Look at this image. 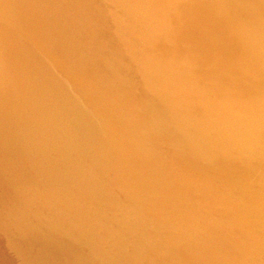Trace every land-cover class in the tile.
<instances>
[{"label":"rangeland","instance_id":"rangeland-1","mask_svg":"<svg viewBox=\"0 0 264 264\" xmlns=\"http://www.w3.org/2000/svg\"><path fill=\"white\" fill-rule=\"evenodd\" d=\"M4 1L6 2V0H4ZM4 1H1V3H0L1 5L0 6H2V3H3L4 4L3 7L4 8L7 7L8 8L7 10L8 11L11 10L13 13L16 12L15 9H17V11H20L19 7H18V6H20L19 5L20 2L22 3V5L25 4L24 8L26 9L25 11H27V13L26 12H22V14L24 13L23 18L24 17H26L27 19L29 18V20L23 19V20H25L24 22L27 21L26 22L27 24H29L28 22L31 20V18H32V20L35 19V18L36 19L40 18L42 24L40 23V20L38 21V23L43 25V26H40V29L38 27L40 24H34V22L37 23L36 19L34 20V22L30 21L32 23V25L35 26L34 28L31 25V23L29 24V27L25 26L26 24H24V26L22 27V24L20 25V23L18 21V23H19L18 25H20L19 26V30L21 31L22 34L26 33V36L24 34L25 38L28 41L30 39L32 41L33 45H36V44H34L35 41L37 40L35 38L39 39L38 36H40V35L43 36L44 32H45L46 36L45 37L43 36V37L45 38V40L47 39L48 42L46 44L44 39L41 37L43 42H41L42 40L40 41V39H41L40 38L39 41H36V43L37 42L39 43V44L37 43L38 44L37 46H40V45L42 46V44H43V46L46 47V45H49L48 43H50L49 39H51V37L50 38L47 37L48 35L46 34V32L47 31L49 32V30H51V28H53L52 29L53 32L51 30V32H49V36H51V34L55 35V36H52L53 38L55 37L54 39L52 38V40H55L58 37L60 38V36L63 35L62 37L65 38V40L62 39V37H61L60 39L58 38L59 40L56 39L55 40L56 42L55 41H51V43L54 42L53 43L54 47H55V45H57V47H55L57 52L55 51V49H53L54 47H53L52 44L49 45L50 47L52 46V48H50L49 46H47L46 48L44 47V48L46 50H48V53H49V51H51L53 49L55 52L53 53V51H51L50 53L54 54V55L53 54H51V55L54 57L55 54H56V56L59 57L58 59H60V61L63 58L61 53H63L64 56L66 54H68V53H71V56H72L71 58L72 59L78 58L77 60H72L71 61V59L69 60L70 56L66 55L68 57L65 56L62 61L65 62L66 58H67L66 61H68V60L70 61V62L69 61L65 62V63H67L66 65H69L68 66L69 67L68 68L69 72L68 71L65 72L67 68L64 67L65 63L62 62V64L64 63L63 64L64 70L60 69V71H59V68H58V72L59 73L58 72L57 73L59 75L61 73L63 75L65 74V76L68 73L69 76H66L67 82H68V85H70L69 87H70L71 91L73 92L72 94L74 96V99L76 98L75 99V101L77 102L76 104H77V106H79V108L80 107L83 108V106L85 107L83 109L86 110V113L88 114V117H89L88 120L90 119L91 121L89 120L88 132L87 133H84L83 131H82V133L80 132L81 140L79 141L78 145H75L76 147L73 149L75 151V155L79 158V160L81 161L82 164L85 163V161L89 162V168L85 167L87 170L84 171V173L81 174L78 177L79 181L75 180L73 183H67V184L60 183L59 185H54V186L46 185L45 186V185L41 184L40 182H33V181L32 182H28L26 180H21L20 179L21 177H19V175L17 177L18 178L17 180L14 177L13 178L10 177L11 179H9L6 175H4L2 172H0V179H1V181H0V238H1L0 239V245H1L0 250L2 251V253L0 251V264H76V262H77V264H264V236H262V235H264V229H262V230L260 229L261 226H262V228H264V207H261V206H264V200H262V199H264V182H261L262 180H264V174H262V173H264V168H261L262 166H264V160H262L260 162L261 155H264V149H262V148H264V145H261V144H264V141H262V140H264V138H261L262 140L260 141V143L259 142H254V145L252 144L249 147H244V148L241 149V148L236 147L235 144H233L232 140H228L226 138H224L222 140V138L217 136L219 134L214 132L215 134L213 133V136L211 138L212 140L210 139L211 142L209 141V143H207L208 148L210 147L209 149H211V151L207 153V152H204L203 150L193 149L194 146H195L194 142L191 139L185 137V135H184V138H185V140H184V138H181L183 136L179 135L178 132L175 131L176 130L175 128H177V127H181V129H185V128L188 127V123H187L186 119L184 120L182 118L183 115L187 116V118H189V117H193L194 118L195 117L196 119L195 118L194 119L190 118V119H193L195 121L198 119V121H200L199 123L207 124L206 122L208 120L209 114L212 113V111H213L212 108H213L214 105L219 104L223 100L227 101L229 98L231 99L230 96H232V99H233V97L234 98L239 97V99H243L242 96H239L240 92L237 91L238 89L237 90H235V89L231 90L232 86L230 84L232 83L233 85L235 84V86H236V84L239 83V84H237L236 87H242L243 79L244 80H249V81L251 80V78H246L247 76L243 77L239 71L234 70V67L231 66V70L226 72V73H224L225 77L221 78V80H217L218 81L217 84H219L218 87H222V88H220L218 91L214 90L215 86H211V80H210V79H213V78L211 76H209L210 74H209V72H207L208 71V67H206V65H203L201 62L196 61L195 57L198 58V55H195L193 53V47L190 49V43H192V42L187 40V37L185 36V33H184L185 30L181 29V27L184 28V25H185V23H183L182 21L185 20V19L189 20V17L186 16L187 15L186 11H185L186 9H184V7L188 3L187 0H175L174 2H172L171 3L172 4L171 12L170 11L168 12L169 7H168V3L166 2L167 0H143V1L141 0L142 3H141L140 0H131V1L130 0H120V2H119V0H117V2H119L118 5H115L113 0H108V1L107 0H103V1L94 0L93 2H95V3H96V1L98 2L97 4L92 2L94 4V6L98 5L97 6L98 10H96V8L93 5L92 6L94 8L90 5L91 4V2H90L91 0L90 1L88 0L89 5H88L86 0H83L85 2L82 1L81 3H80V0H79V2H78V0H68V1H70L71 4H72V2L73 3L76 2L77 4L76 3L75 4L78 7V9H76L77 8L76 6L73 7L75 4L71 5V4H69V2L67 0H64V1H66L65 2L66 5H64L63 0H59V1L55 0L56 3H54L55 2L54 0H53L54 2L52 0H47V1H50V2H47L48 4L46 3V0H43V1H41V0H35V1L34 0H27V1H29V3L26 2L25 0H19L20 2L17 1L16 2L17 4L15 3L16 0L15 1L14 0L13 1L10 0V2H8V0H7V5H6V3ZM24 1H25V3H24ZM30 1H32V3H30ZM38 1H39V3H38ZM60 1H62L63 3L61 4ZM121 1H123V2H121ZM34 2H36V3H34ZM41 2H43V3H41ZM102 2H105L104 3L105 5L107 4V6H108V7L106 6L107 8L110 7L109 9H110V11L112 13L115 11L113 13L114 15H118V16L120 15V17L117 18L116 16L112 15V13L109 12V9H107L105 7V5H104V7L102 6L103 5ZM129 2L130 3L133 2V3L130 4ZM8 3H11L10 4L11 5V9L10 10H9L10 7H8L10 5ZM84 3L87 4V5H85ZM108 3H110L111 5L110 4L108 5ZM140 3H141V6H142L140 8V10L142 12V13H140V15L141 14H146L148 16V19H145V18L141 19V18H138V17L134 18V17L130 16V12H129L130 7H132V5H135V7H137L138 4L140 5ZM26 4H28V5L30 4V5L28 6ZM44 4H46V5H44ZM56 4H58V5L56 6ZM59 4H61V5H59ZM83 4L86 7L91 6L92 7L91 8L92 11L93 10H96V11H93V12L91 11V13H90L91 9L90 8L86 9V7H84ZM16 5H17V7H16ZM34 5H35V8L33 7ZM36 5L39 6V10H38ZM41 5H43V6H41ZM62 5H64L65 8ZM67 5L69 6L71 12L67 11V10H69ZM80 5L83 7L82 8L83 10L81 9ZM30 6L32 7L31 13L29 11L30 8H31ZM120 6L123 7V9H120L121 8ZM3 7H0V11L2 13L7 12ZM12 7H15L14 8L15 11L13 10ZM21 7H23V6H21ZM219 7H222V5L219 2L218 3H217V1H215L214 3L212 2L211 6H209V9L211 10L210 13L216 12V8H219ZM63 8H64V10H63ZM66 8H67V10H66ZM102 8L103 9L105 8V10H103ZM33 9H35V10H33ZM44 9H45V11L48 9L46 11L47 13H49V10H51V9H52L53 12L50 11L52 13H50V15L48 14V16H46L47 13L44 11L46 14L42 16V13L40 11L43 12ZM80 9H81V11H79ZM84 9L87 10L85 12L86 14L83 12V11H85ZM99 9H100V11H99ZM118 9H119V11H118ZM65 10H66L67 13L64 12ZM75 10L79 11L80 12L79 13L80 16H82V17H80V16L78 17L77 15H74L77 12ZM236 10L238 12L242 11L239 7L236 8ZM34 11H36V12H34ZM59 11L61 12L60 15L63 14V16L56 17L53 13L56 12L55 14L59 15ZM72 11H74V12H72ZM1 12H0V14H1ZM87 12L90 13V15H88L89 17L93 16V15H91L93 13L97 17L94 16L93 19L94 18L95 19L92 20V18H88ZM95 12H96V14H95ZM116 12H118L119 14H117ZM28 13H30L31 15H28ZM35 13H36V15H35ZM71 13H73V14H71ZM83 13H84V15H81ZM108 13L109 14L111 13L112 18H113V16H114V18L113 19L110 18V15ZM25 14H27L28 16L25 15ZM37 14H38V16L41 15L42 17H44V16L45 17L43 19H41L42 18L41 16L39 18H37L38 17ZM52 14L57 19L51 20V19H53ZM68 14L71 16V18H70V16H68ZM164 14L167 16V19L165 18V16H163ZM205 14L206 13H204L202 10H200V12L197 13V22H196L197 30H199V28H203V26H204L203 24L204 23L202 24L201 19L203 21H206V15L207 14L206 15ZM241 14H243V12ZM108 15H109V18H106V16L108 17ZM214 15L213 16L211 15V17H213L215 19L216 17H214ZM13 16H16V15L13 14ZM17 16L19 17L18 13H17ZM17 16H16V18H17ZM72 16H74L73 18H75V19H73ZM83 16L86 17V18L84 19ZM46 17H48L49 19L46 18ZM66 17H68L71 20H69L68 18L66 19ZM77 17L80 18V19H78ZM104 17H105V19H112V20H110L112 22H113V20L115 18H116V20H118V19H120V20H118V22L115 23V25H113V24L111 25L112 22L106 21L104 19ZM121 17L124 20H122ZM153 17H154V19H153ZM60 18H62V19H60ZM81 18L84 21L83 20L80 21ZM72 19H73V21H72ZM89 19H90V21H89ZM165 19L167 20L166 21L167 23L165 22ZM43 20L47 21V25L51 21H53L52 24L53 25L55 24V25L53 26L50 23L49 24V25H51V28H50V26L46 25V21L44 22ZM48 20H50V21H48ZM56 20H59V22H57ZM65 20L68 21V22H65ZM76 20H77V22L80 21V25H79V22L78 23L76 22L77 24L75 23ZM85 20H87V22L89 21L90 23L89 22H88L89 24L85 23L86 22ZM116 20H114V21L116 22ZM215 20L219 21L220 19L218 20L216 18ZM71 21L74 22L73 25L75 24L78 27H75V25L74 26L72 25L73 26L72 27L70 25V24H72ZM91 21L94 23L95 26L93 25V23H92L93 27L90 25ZM101 21H102V23H101ZM119 21L121 23V26H120V24H118ZM43 22H44V24H43ZM69 22H70V24H69ZM124 22H126V23H124ZM175 22H177L179 24V26L181 25L180 26L181 35H177V38H179L178 40H177V38L174 39V43H175L176 47L174 49H172L171 45H170V43L168 41L169 38L166 39V40H165V38H167L170 35L171 31L172 32L175 31L174 30L175 29V25H174ZM220 22L221 21H219V23L215 22V24H219L221 27H223V25ZM0 23L4 26V27H2L4 29V31H6V30L7 31L8 30L12 31V29L14 31L15 27L13 28L11 26L12 25L11 23H8V22L3 21V20H0ZM60 23H61V26H60L61 27V30H60L61 32L58 33L57 31L60 29V27H59ZM65 23H68V25H66ZM56 24L58 26H56ZM62 24H63L64 27H66V28L68 27V28L64 29ZM84 24H86L85 27H84ZM109 24L111 25L112 28H114V30L111 27H109L110 26ZM129 24H131V25H129ZM87 25H90V27H87ZM98 25L101 26V27L104 25L103 26L104 28L103 27H102V29L101 28H97V27H99ZM118 25L123 29V31L120 30L121 28L119 29ZM150 25H151V27H150ZM55 26H56V29L58 27L57 30L55 29ZM128 26H130V27H128ZM179 26L176 25V28H178ZM37 27H38V29H37ZM70 27H71V29H69ZM108 27L110 28V32H109ZM116 27H118L117 30H119L120 34L118 33L117 30H116L117 32H115ZM126 27H128V29ZM24 28H25V30H24ZM31 28H33V29H31ZM76 28H77V30H76ZM80 28H81V30H80ZM83 28H85V30ZM93 28H94V31H93ZM105 28H107L106 29L107 31H105ZM141 28H142V30H141ZM151 28H153V29L151 30ZM30 29L33 30V31H30L31 32L30 33L31 36H30L29 33H27V32H29L28 30H30ZM34 29H36V30H34ZM126 29H127V31H126ZM131 29H133V30H131ZM19 30L16 29V31H19ZM39 30H40V32H39ZM41 30L44 31V32H42ZM62 30H64L65 33H66V31H68L67 34L65 35V33ZM88 30L89 31L92 30L91 32H93V33L89 32ZM99 30H101V32H99L98 35H97L96 33ZM102 30H103L104 33L102 32ZM22 31H26V32H22ZM34 31H36L35 32L36 34L34 33ZM73 31H76V34ZM95 31H97V32H95ZM111 31L113 32V34H112ZM120 31H122V32H120ZM41 32L43 33V35H42ZM69 32L72 33V38H71V34ZM77 32L79 34L81 33L80 35L82 37L85 34H87L88 36L85 35V37H83L84 39L82 37H81L82 39H80V36H79V34ZM128 32L130 33V36H129ZM37 33H39L40 35L37 34ZM68 33H69V35H68ZM102 33H103V35H102ZM105 33L107 35L106 37L108 38V41H107V38L105 37ZM91 34H93L92 37L90 36ZM108 34H110L112 37L111 36L108 37ZM114 34L115 35L119 34V35H118V37L117 36L115 37ZM36 35H38V36H36ZM73 35H74V38H73ZM32 36H34L33 39H32ZM68 36L70 38H68ZM78 36H79L80 40L78 39ZM94 36H96V37H94ZM101 36L105 38V41H107V43L108 42L109 43L107 45V43H105V41L103 40L104 38H102L103 43L105 45L101 42V43H99L101 48L99 47V48L95 49L97 47V45H98L97 43L100 42V40H101V38H99ZM120 36H121V38H120ZM124 36H126L125 38L128 37L129 39H126V40L122 39V37H124ZM86 37L88 39H86ZM110 37H111V39H109ZM198 37H200V39H203L204 35L201 34ZM92 38L94 40L97 38L98 42L95 40L94 43H93V41H90V39L92 40ZM70 39L71 40L73 39L72 40L73 43L76 40L77 45H76V43L73 44L72 42H70L71 41ZM77 39L79 40L78 42H77ZM10 40H12V39H10ZM60 40H63L64 43H66L65 41H68V43H66V45H65ZM83 40L85 42L87 41V42L91 43V45L88 47L87 45H89V44L83 42ZM150 40H152V41H150ZM57 42H58V44H57ZM80 42H81V44H84V43H85V45L87 44L86 46L84 45V47H86V48L88 47V48H90V50H87L88 48L87 49L85 48L86 49L85 50L83 48V45L79 46V48H77L78 49L77 50L76 47L78 45H81V44H79ZM122 42H124V43L122 44ZM131 42H132L134 47L132 46ZM140 42H141L142 45L140 44ZM60 43H61V45H60ZM117 43H118L119 46L117 45ZM126 43L127 44L130 43V44L127 45V47H126ZM134 43H136V44L134 45ZM181 43H185L186 45L188 44L187 45V50H186L188 55H185L183 52H182L183 54H180L178 52L181 49L180 48L182 46ZM67 44H69V45H67ZM70 44H71V50H70V48H68L70 46ZM58 45L60 47L62 46V48H63V45H64L65 46L64 48H65L66 51H68V53H65L66 51H64V48L62 50V48H60ZM137 45H138V47H137ZM140 45H141V48L138 49ZM172 45H174V44H172ZM93 46H96V47L94 48ZM104 46H106V47H104ZM107 46H108L109 49H107ZM110 46L112 47V49H111ZM120 46H122L124 49L126 47L125 51H127L128 54H127V52H124L122 47H120ZM131 46H132V48H131ZM91 47L93 49H95L94 51H96L95 53H97L96 55H98V57L97 56L96 57L98 59L96 57H94L95 54H92V53H94V51L91 53V51L93 50ZM118 47H119V50H118ZM136 47H137V49H134ZM72 48L74 50L76 49V51H74ZM102 48H104V49H102ZM58 49H59L60 54H61V55L58 54L59 56L57 55V53H59ZM104 50H105V52H104ZM106 50H110V51H106ZM113 51L114 52L117 51V53L121 51L122 53L120 52L118 54L117 53L114 54ZM129 51H131V53ZM86 52H87V55H86ZM101 52H102V54H101ZM81 53H83L84 55L80 56ZM109 53L110 54L112 53L111 56H112L113 60L111 59V56L109 55ZM99 54H101V55H99ZM91 55H93V56H91ZM102 55L105 58H106V56L109 55L106 58V60L108 58L109 59L107 61L106 60L103 61L102 60V58H103ZM61 56H62V58H61ZM99 56H101V57H99ZM113 56L115 57V60H114ZM136 56H139L138 59L136 58ZM80 57L82 58V61L79 60ZM83 57H85V58H83ZM90 57H91V60H93V62L90 61ZM93 57L96 58L97 60L93 59ZM117 57L119 58V60H118ZM133 59H135V60L137 59V62L134 61ZM78 60L81 63H78ZM85 60H88V62L85 61ZM120 60H121L122 63L120 62ZM185 60H187V61H185ZM74 61H76V62H74ZM94 61H99V63L96 62V65L98 64V66H96L94 64L95 63ZM108 61L110 63H108ZM124 61L126 63L125 64L126 66L123 64ZM139 61H140V63H139ZM191 61H192V65L189 66L187 63L191 62ZM73 62H74V64H73ZM92 63H93V65L96 68L94 66L93 67L91 66ZM103 63H104V65H102ZM111 63H112V65H110ZM119 63H120V65H119ZM85 64H86L87 67L85 66ZM100 64L104 68H108L109 72H106L107 70L106 69L104 70V68L101 67ZM70 65H71V67H70ZM99 65H100L101 68L99 67ZM73 66H76L78 68L73 67ZM164 66H166L167 68L164 69L165 68ZM85 67H86V70L88 68V70L86 72H85ZM70 68H72L73 71L70 70ZM75 68L78 69L79 71L82 70L80 72L81 74H79V72H77L78 70H76ZM110 68H113V69H110ZM95 69L97 70V73H96ZM101 69H103V71H101ZM116 69H117V71H116ZM75 70H76V72H75ZM91 70L93 71V74L91 73L92 75H94V74L96 75L99 72H101V73H103V72L105 73L106 72L105 75H104V73L102 74L106 78L104 76H103V78L100 77V76H102V75H100L101 73L99 74L100 78L98 77V75H96L97 77L91 75L93 78L92 77H87V76H90L89 71H91ZM71 72H72V74H71ZM83 72H85V73H83ZM73 73H74V75H73ZM87 73H89V74L87 75ZM108 73H110V74H108ZM261 73L257 77V79H259V80H260V77H261ZM8 74L10 76V73H7L6 75H8ZM82 75H84V76L82 77ZM119 75H121V76H119ZM162 75L163 76H167V78H169L167 80H168V83L171 86L175 85L174 87L176 88V91L174 92V94H176V96H177V97L175 96V98L177 99L179 97L180 98V102L177 101L178 99L177 100L175 99L177 101V103L174 104L173 106L176 109H174V107H171L172 104L171 105L168 104L169 107L166 106V105H163V108L166 109V111H164L163 108H162V110L164 111V114H165V112L168 114L167 111H170V109H171L172 112H170V113L172 115H168L167 117H163L162 118V119H165V118L167 119V120L165 119L166 123L164 121H162V119H161L162 124L161 123L159 124L160 120H159L158 123L156 122V124H155L154 122H152V120L155 121V119L151 118L152 115H153V113H151V112L155 113L156 111L153 110V109H156V108H153V107H157L158 108V106H159V104L161 102H159V100L157 99L158 94H157L156 89L158 87L157 88L154 87V85L151 84L152 81L149 80L147 77L153 78L154 82H157L158 78H160V76H162ZM9 76H7V77H9ZM73 76L77 77L78 81L77 80L73 81L74 79H76ZM70 77H73V79L70 78ZM86 77L87 78H91V80H93V79L95 80V81H92V82L89 80L91 82V83L89 82L91 84V86L94 85V83L96 85L97 82H98V84H101V86L99 85L100 92L101 91L104 92V90L106 89L104 87L105 89L103 90V88H102V86H104L103 84L105 83V86L107 87V86H109L108 83L110 81V82H112L111 83L112 86L110 85L111 88H110V86L107 88L108 89L107 92H109L110 95L111 94L113 95L116 92H118L116 90L119 87V89H120L119 93L120 94L116 93L114 96L117 97V98L116 99H115V97H113V99L111 98V101H112L111 102L109 97H112V96H109L107 92H104V93L101 92V94H98L99 93L98 92L99 91V87L95 86V85L93 87H91V86L89 87L90 84L88 83V81H86ZM97 78L100 79L101 81L100 80L96 81ZM111 79H114L115 82L112 81ZM255 79H256V77H255ZM104 80H106V82H104ZM81 81H83V82L86 81V83L84 84ZM74 82L76 84L79 83V85L81 83V85H83V87L81 85H80V87H82V88L78 87L77 86L78 84L76 85ZM116 82H117V84H116ZM147 82H149V86L150 87L148 86ZM113 84H115V85H113ZM113 86L115 88H117V89H115V91H116L115 93L113 92L114 91V87ZM95 87L96 88L98 87L97 88V92H98L97 94L95 92L96 89H93ZM151 87H152V89H151ZM112 88H113V90H112ZM142 90L148 91L147 94H148L149 97L151 96L152 101H153V103L150 104V106H148L146 109H144L146 107V106H144V105H146L144 103H146V102L144 100L145 98L142 97V96H144V92ZM138 93H139V95H138ZM93 94H95V95H93ZM117 95L120 97V100L118 99ZM242 95H245V94H242ZM137 96H139V97L141 96L142 98H140V99H143V100L141 101ZM124 97L126 99H128L130 104H126V103H128L127 100H126V103L123 104L124 101H125ZM122 98H124V101H123ZM135 98H138V99H135ZM107 99H109L110 102ZM121 99H122L123 103H121ZM136 100H139V101L137 102ZM143 101H144V103H143ZM79 102H81V103H79ZM158 102H159V104H157ZM137 103H138V105H137ZM141 103H143V105ZM178 103H179V106H177ZM0 104H1V101H0ZM131 104H133V106H130ZM161 105H162V103L160 104V107H161ZM151 106H152V109H151ZM203 106L205 108H203ZM132 107H134V108L132 109ZM178 107H179L180 112L181 113L184 112L185 114L181 115V114L177 113ZM137 108H140L139 111L137 110ZM150 109H151V112H149ZM146 110H148V111H146ZM198 110H200V111H198ZM1 112H2V114H1ZM1 112H0V114L3 116V120H4L9 115L8 114V108L3 110V111L1 110ZM140 112H141V117H140V114H139ZM146 112H147L148 118H144L143 121H145V123L147 125L144 126V129H143V125H145V124H143L144 122L142 121L141 118H143L142 115L144 113H146ZM148 112L150 113L151 117H150V115H148ZM201 112H203V113H201ZM4 114H6L7 116L5 117ZM120 114H121V117H120ZM167 114H165V115H167ZM1 115H0V118L2 119ZM138 116H139V119L142 122V124L140 123L141 126L138 123V121H139ZM143 116L145 117L146 115H143ZM174 116L176 117V119H175ZM149 117H150V119H149ZM9 118H10V116L7 117V119H5L4 122L6 120L8 121ZM150 120L153 123V125L155 124L154 125L155 128H157V130L156 129L153 130L154 133L152 132L154 135L158 134L157 136H155V137L158 138L157 140H156L155 137H154V139L153 138L149 139V138H151V134H152L150 132V131H152L151 128H154V127H152V123L150 122ZM169 120H170V122H169ZM182 121H184V122L182 123ZM150 123H151V128L148 127V126H150ZM167 123H168V126H167ZM178 123H179V125H178ZM185 123L187 124L186 126L184 125ZM181 125H183V126H181ZM125 126H127V127H125ZM145 127H147L148 132H147ZM159 127L164 129V130H162V129L160 130ZM168 127H169V130H171V131L174 130L176 132V133H174V135H176L175 136L176 138H174L172 136L175 139L176 142H178V140L179 141L183 140L184 142L181 141V142H178L176 144L175 141L171 140L173 138L171 137V134L168 131ZM182 127H184V128H182ZM86 131H87V129H86ZM156 131H157V133H155ZM165 131L167 132V134L164 133ZM177 131H179L181 133L179 128H177ZM146 133H148V134H146ZM149 134H150V136H149ZM165 134H166L167 137L165 136ZM109 135H113L115 138H110L109 139V137H108ZM177 137L180 138V139H178ZM159 138H160V140H159ZM113 139L116 140V143H114L112 141ZM168 139H169V141H168ZM150 140H154V141H150ZM156 141H158L159 144L161 142V144H160L161 146ZM187 141H188V143H187ZM149 142H150L151 145L149 144ZM153 142H155V143H153ZM182 143L183 144L185 143V145H183ZM162 145L167 146V147H169V145H171L173 147L170 146L171 149H170V147H169V149H167V147H166L165 148L166 150H165ZM256 145H257V147L259 145H261V146H259V149L262 147L260 149L261 151L260 150L256 151V148H257ZM174 146L176 147V149L177 148L179 149V147L181 146V149H179L180 151L178 149H177L178 151L173 150L174 153H175V151H176V153L178 152V154H176L177 156L172 153V149L174 148ZM252 146H254L252 149H254L257 154L260 151V153L258 154V156L260 155V157H258L256 155V153H254L255 155H251L253 152H255V151H252V149L250 151H247ZM189 148L192 151H195L198 154H194V152H191ZM40 150H42V149H40ZM164 150L166 152H168L167 154L170 153L169 155L171 157L172 156L174 157V155L176 156V158L179 157L177 159H175L173 157L171 158L172 161L174 159V164L171 165V163H173V162L170 161V158H168L170 156L165 154L166 152ZM218 151H222V152H218ZM179 152L182 153L183 155L180 154ZM186 153L187 154L188 153L191 154L190 155L191 157L189 156V154L187 155L188 160H190L189 162L193 163L192 162L193 160H194V162L196 160H198V161H196L193 164L190 163V167L188 165L189 162L187 161L186 156H185ZM163 154H164V156H163ZM193 154H194V156H193ZM181 155H182V157H184V156L185 157L182 158ZM197 155H199L198 156L199 159H196ZM3 156H5V154ZM193 157H195V159H193ZM178 159H179V161H180V159H182L181 160L182 163H183V160L186 159L185 162L187 161V163H188V164L186 163L188 165V166H185V167H187L186 169L183 170V168H180V169L183 170L184 173L182 172V170L174 171V170H176L175 168L178 167V164L183 165L181 163V161L179 163L176 162V161H178ZM191 159H193V160H191ZM254 159H256V160H254ZM262 159H264V156H262ZM224 160H226V161H224ZM166 161H167V163L170 161L171 162V163H169L170 165L169 164L166 165ZM216 161H217V163H216ZM200 162H203V163H200ZM223 162H225V163H223ZM231 163L234 166H231L232 165ZM239 163H242L241 166L242 165L243 166L241 167L239 165ZM5 164L6 165L9 164L8 168L10 167V163H8L6 160H4L3 158L0 157V165H2V167H3ZM175 164H177V165H175ZM196 164L198 165V167H200V169L198 168V170H199L198 175H196L197 171H195V170H197V168H196L197 165ZM213 164L214 165L218 164L219 167L217 168V166H215V168H214ZM224 164H227V165H224ZM173 165H175L174 168L171 167ZM210 165L212 166V168H210L211 167ZM165 166H166V168H165ZM224 166H225V168H224ZM180 167H182V166H180ZM194 167H195V170H194ZM213 168H214V171H213ZM229 168L231 169V171H230ZM19 169L22 170L21 167H19ZM23 169H24V167H23ZM26 169L28 171L30 170V172L32 171V169L28 165H26ZM171 169H172V171H170ZM203 169H205V170L203 172L204 174L202 175L201 172L203 171ZM249 169H251V170H249ZM222 170H224V172ZM243 170H244V173H243ZM187 171L189 173L188 175L191 174L190 172H192L191 175H193L195 173V175L197 176L199 181H198V179L196 180V178L194 179L195 175H193V177H191V175L188 176L187 173H186ZM209 171H211V172H209ZM170 172L172 174H170ZM175 172L176 173L178 172V174L180 173V175L184 174L183 175L184 177L178 175V176L182 177L184 181L182 179L181 180L178 179L180 181V183H179V181H177V178H176L178 176L176 175ZM215 173H217V174H215ZM245 173H246V175H245ZM219 174H222V175H219ZM225 174L226 175L228 174L230 176H226ZM1 175H2V177H1ZM175 175H176V177H173ZM210 175H211V177H210ZM217 175H218V177H217ZM223 175L227 177L228 181L224 180V179H226V177H224ZM236 175H237V179H236ZM243 175H245V176L243 177ZM185 176L186 177L188 176L187 177L188 181L185 180V178H186ZM167 177L169 179H167ZM171 177L174 178V180L176 178L175 181L172 180L173 184L170 183L171 179H172ZM180 177H178V178H180ZM189 177H191V178H189ZM228 177L230 178V180H229ZM159 178H160V180H158ZM222 178H224V179H222ZM239 178H242V179H239ZM189 179L192 182L189 181ZM218 179L221 182H219ZM9 180H11V182H9ZM13 180H14V182H13ZM205 180H206V182H205ZM239 180L240 181L242 180V181L240 182ZM231 181H232L233 185L231 184ZM159 182L162 183L163 185L159 186L160 185ZM188 182L189 183L191 182L192 185L191 184L189 185ZM207 182H209L208 184H211V185L213 184L212 185L213 188L215 187L214 189L217 190V191H215L211 187V189L213 191L218 192L216 194H215V192L214 193L212 192V194H213L212 196H214V197L216 196L215 198L217 199V201H219L218 202L219 204H217V203H215L216 205L214 204L216 199H213L214 197L211 196V191L212 190L210 189V186H208ZM217 182H218V185H217ZM233 182H236L237 184L233 183ZM242 182H244V183L242 184ZM248 182H249V184H247ZM177 183H179L181 185H179ZM183 183H184V185H183ZM195 183L197 184L196 186H195ZM239 183H240V185H239ZM203 184H207V185H203ZM220 184H221V187H220ZM235 184H236V186H234ZM173 185H175V186H173ZM187 185L190 186L191 188L192 187H195V188L194 189L192 188L191 191L189 190V191L185 192V190H186L185 188H186ZM19 186H20L21 190H23V188H24L27 191L25 190V193H22L24 191L20 192V188H18ZM30 186H31V188H30ZM35 186H36L37 189L34 188ZM166 186H167V188H166ZM180 186H181V188H180ZM226 186H227V188H226ZM190 187H188V188L190 189ZM201 187L202 188L204 187L203 188L204 190ZM207 187H209L208 189H210V190H206ZM223 187H225L227 189V190L225 189V192L226 191L229 192V193L231 192L230 195L227 194V192H226V194H224L225 192H223V194H222V189L224 191ZM233 187H234V189H233ZM42 188H43V191L45 193L42 191ZM188 188H187V190H188ZM34 189H36V190H34ZM49 189H51V191ZM174 189H176V190H174ZM180 189H182V190H180ZM200 189H201V191H200ZM229 189H231V190H229ZM244 189H245V191H244ZM258 189H260V192L258 191ZM45 190L46 191L49 190V191L46 192ZM56 190H58V191L61 190L59 192H60V194L62 192L63 193L62 195H64V196H67L70 193L71 194L73 193V195H72L73 198H72V196H70L71 194L69 195L70 197L67 196V198H70L71 201H73V202L69 203L71 205H69V204L64 202L65 204L63 203L62 207L65 206V208H62V207H59L60 203L57 204L56 201L52 202L51 200H49L50 202L49 201L47 202V199H50L49 195L52 194V193H56L55 192ZM66 190H69L70 193L67 194L66 192H68V191H66ZM70 190H72V191H70ZM159 190H161V191H159ZM165 190H166V192H165ZM192 190H193V192H192ZM36 191L38 192V194L41 192L42 193L41 196H39L40 194L38 195ZM63 191L64 192L66 191V192L64 193ZM79 191H81V193H83V197L81 196L82 194ZM198 191H200V193H197ZM219 191H221V192H219ZM242 191H243V193H242ZM18 192L20 193V195H19ZM31 192H32L33 195L31 194ZM34 192L36 193L37 196L35 195ZM194 192H196V193H194ZM201 192H203L202 193L203 197H200L201 196ZM204 192L207 193L208 195L209 194L210 195L204 197V195H207ZM232 192H233V196L235 195L234 197H236V198L231 196ZM47 193H49V194H47ZM184 193H186L189 196H187L186 194L184 195ZM24 194H26V196L27 195L29 196L30 194L31 195L28 198V196L26 197ZM76 194L77 195L81 194L80 195L81 197L80 196H76ZM182 194H183L184 197H181ZM195 194L197 196H195ZM245 194H246V196H245ZM42 195H44L46 197L44 198V196H42ZM198 195H199V197L201 199L197 198ZM15 196H16V198H15ZM31 196L33 198L30 199ZM160 196H161V198L159 199ZM221 196H223V197H221ZM37 197L38 198L40 197L39 199H41V197H43L42 200H41L43 202H40V203L38 202L39 204H37V202H34V200L32 201V199L37 198ZM188 197L192 198V200H193L192 203L193 202L195 203V201H196L197 204L199 203V205L194 204V203H193V205H192V203L190 204L191 200H190L189 203L184 204V203L188 202L187 201ZM206 197H207V199H205ZM217 197H219V198H217ZM225 197H226V199H225ZM227 197H229V199L232 197L231 198V202L233 201V204L232 203H230V204H232V206L235 209L233 208V210H232V207L230 208L231 205L228 204L230 202V200L227 199ZM21 198H22V200H21L22 203H20V199ZM63 198H65V197H63ZM190 198H188V199H190ZM222 198H224V200ZM233 198L235 199V201L233 200ZM146 199L147 200L149 199L148 202H146L147 201ZM183 199H186V202H184ZM195 199H197V200L199 199L200 201L203 200L202 201L203 204H205V203L206 204L205 205H203V204L200 205L201 202L199 200L197 201ZM204 199L207 202L210 199H212L211 200L212 202L209 201L210 203H207L206 201H204ZM241 199H242V201L243 200L244 201L242 202ZM246 199H248L249 202ZM9 200H10V202H9ZM159 200L162 201V203H160L162 205H159V202H160ZM228 200H229V202L226 203ZM238 200H239V202L241 201L240 204L241 203H243V204L245 203L246 206H244L245 204L244 205L243 204H241V205L237 204V203H239V202H237ZM15 201H16V203L18 202V204H19V205L17 204L16 207H15V204H14ZM29 201H30V204H29ZM83 201H84L85 204L84 203L81 204V202H83ZM163 201L165 202V204H163ZM33 202L36 203V204H32ZM44 202L50 203V207L49 208L52 209V210H49V208H48L49 204L48 205H47V203L44 204ZM222 202H223V204H221ZM11 203L14 206H12ZM53 203H56L57 205L54 204L55 205L54 206ZM150 203H152V204H150ZM224 203L226 205H228V206H226ZM234 203H235V205H234ZM20 204H22V206ZM23 204H24V206H23ZM78 204H80L81 207ZM207 204H209L210 206L209 205L207 206ZM220 204H221V207H220ZM247 204H248V207H247ZM35 205H36V207L38 206V208H36ZM42 205H43V207L45 206V208H43ZM51 205H53V208H51L52 207ZM74 205H75V207H74ZM77 205L80 208H82V210L79 207H77ZM157 205L159 206V208H158ZM202 205L205 206V208L203 207V210L205 212L203 210H201L202 209ZM212 205H213V207L216 206L213 210L211 209ZM217 205H219V207ZM223 205H225L226 207L230 208L231 211L236 210V213H238L239 209H240L239 211L241 212V207L243 208V210H245V213H246V211H248V213L250 214L251 218L253 219L252 221H254L255 224H256L255 226H253L254 225L253 223H251V222L249 223L254 228H257V231H255V229H254L255 237H252V238H250V237H238V238L234 237V236H232L231 234H229L227 232V230L224 228V226H220V224H217L218 220L217 221L216 220H212V219H216V218L218 219V217H219V220H220V218H221V216L219 215L220 213H221L222 216L224 214H225L224 216H226V215H229L231 213V212H229L230 209L227 210L228 208H226ZM56 206H57V209H60V210L62 209L61 211L63 213V217H62V213L59 210L57 211ZM70 206H72L73 208L70 207ZM163 206H166V207H163ZM172 206H173L174 209L171 208ZM184 206L187 207V208H185ZM193 206H198V207L201 206V207H199L201 213H198L199 212V208H197V207H195L196 209L195 208H190V209L188 208V207H193ZM206 206L208 208H206ZM254 206H255V208H254ZM67 207H69V209H66ZM217 207L220 208L221 211L225 210V208H226L227 211L226 212L224 211V214H223L222 213L223 211L222 212L219 211ZM33 208L36 209V210H38V209L39 210L36 212V210H33ZM47 208H48L49 211H52L53 213L49 212L47 210ZM175 208H177V211H176ZM209 208H210V211L208 210ZM222 208H224V209H222ZM237 208H238V210H237ZM11 209H13V210L15 209V214L12 213V215L14 214L13 216H18L19 217L20 214H21L20 217L23 216L22 218L19 217L22 220V221H20V223L22 222L21 224L18 223V225L20 224L19 227H18V225H15L16 223H14V222H17V221L19 222V220H18L19 218L16 219V221H15V218H17V217L11 216L12 219L9 217L11 211H13ZM20 209H22V210H20ZM27 209H28V211H27ZM30 209H32V210H30ZM41 209H43V210H41ZM44 209H46V211H44ZM53 209H55V210H53ZM64 209H65V213H64ZM70 209L71 210L74 209L72 211V213L75 212L74 217H72L73 216L72 213L68 212V210H70ZM83 209H84V211H86L85 213H84ZM186 209H187V211L195 209L194 211H196V213L193 211V214L191 215L190 213L192 211H190V212L186 211L187 214L184 213V214H186V215H184L183 212H185ZM197 209H198V211H197ZM71 210H70V212H71ZM77 210L79 211V213H78ZM211 210H212V212L219 211V213L216 212V213L213 214L211 212ZM23 211L27 212L26 213L27 215ZM32 211L34 213H36V214L34 215ZM156 211L157 212L159 211L158 212L159 216L156 215L157 214ZM165 211H167V212H165ZM8 212H9V214H8ZM45 212H46V214H47V212H49L48 215H47L48 217L44 216V215H46ZM55 212H58V213H55ZM59 212H60V214H59ZM76 212H77V215H76ZM80 212L83 215H80ZM202 212H204V213H202ZM206 212L209 215H207ZM208 212H210V213H208ZM227 212L229 214H226ZM234 212H232L231 214L232 215L235 214ZM16 213L18 215H16ZM41 213H42V215H41ZM52 214H54V216ZM70 214H72L71 217L69 216ZM129 214H130V216H129ZM216 214L218 215V217H216L217 216ZM6 215L8 216L9 220H8ZM31 215L32 216L34 215L36 217H31ZM64 215H65V218H64ZM75 215H76V217H75ZM78 215H80L79 217H82V218H79ZM160 215H162L163 217L161 216V218H160ZM169 215H171V216H169ZM174 215H176L177 217L174 218ZM190 215H191V217H190ZM232 215H230V216H232ZM27 216H29L30 218L27 217ZM41 216L43 217V219H41L42 218ZM49 216H51L52 219ZM181 216H183V217H181ZM192 216H194L195 219L192 218ZM204 216H206V217H204ZM213 216H215V218ZM234 216H232V217H234ZM236 216L237 217L240 216V213H238ZM247 216H249V215L247 214ZM53 217L54 218L57 217V219H56L57 222H55V220H54V222L52 221L54 219ZM59 217L61 218V220H59ZM68 217L72 218L73 222L72 221H70V222L67 221ZM127 217H128V219H127ZM164 217L167 218V221L169 223L165 221L166 219ZM257 217H260L261 219L259 220V218H257ZM31 218H32V220H33V222L35 224L31 221ZM77 218H79V219H77ZM120 218H122V219H120ZM178 218H179L180 222H179ZM181 218L183 219V221H181L182 220ZM190 218L192 219V221H190L191 220ZM23 219H24V221H23ZM27 219L28 220L30 219L29 220L30 222H28ZM49 219H51V221ZM175 219H177L178 221L175 220ZM26 220H27V222H26ZM35 220H37V221L35 222ZM45 220H47V221L49 220L50 221V222L48 221L49 223H51L50 227L48 226L49 228L47 227L48 224H46L48 222L45 221ZM172 220H175V222H173ZM123 221H125V222H123ZM214 221H216V222H214ZM120 222H122L123 224L120 223ZM170 222L172 224H170ZM41 223L42 224L44 223V224L40 225ZM54 223L56 224V227L54 226L55 225ZM71 223H73V224H71ZM30 224L32 226L37 224L36 226H38V227L35 228V226H33L34 228L32 229V226L30 227ZM76 224H78V225H76ZM25 225H26L27 228L25 227ZM27 225H29V226H27ZM44 225H46L45 228L47 227V229H49L48 231L44 230L45 228L42 229V226L44 227ZM4 226H6L9 229H7ZM93 226H94V228H93ZM119 226H120V229H119ZM20 227L22 228V232L19 231L21 229ZM84 228H85V230H84ZM34 229H35V231H34ZM50 229H51V231H50ZM86 230H87V232H86ZM88 230L90 232H92V233H90V232L88 233ZM23 231L26 232V233H24ZM41 231H43L42 232L43 235H42ZM45 231H47V234L46 233L44 234ZM9 232H11L12 234L11 233L9 234ZM28 232H29V234H31L32 232L33 233L40 232L42 237L43 236L49 237L48 238L49 240L47 242L44 239H40V238L36 239V237H34L35 235L34 236H32V235L29 236ZM83 232H84V234H83ZM258 232H260V233H258ZM1 233L4 234V236ZM48 233H50V234L52 233V234L50 235ZM76 233H78V234H76ZM251 234H253V233H251ZM249 236H251V235H249ZM13 237H14V239H13ZM19 237H21V238L25 237L26 240H25V238L22 240ZM74 237H75V241H74ZM81 238H83V239H81ZM4 239H5V241H3ZM8 239H10L11 242ZM42 240L46 241L47 243H44V242L42 243ZM1 241H3V242H1ZM87 241L89 242V245H88ZM12 243H13V245H12ZM19 251H20V253H19ZM38 251H39V253H38ZM192 256H195V257H192ZM188 260H189V262H188ZM190 260H191V262H190ZM196 260H197V263H195ZM5 261H6V263H5ZM78 261H80V262H78Z\"/></svg>","mask_w":264,"mask_h":264},{"label":"bare ground","instance_id":"bare-ground-1","mask_svg":"<svg viewBox=\"0 0 264 264\" xmlns=\"http://www.w3.org/2000/svg\"><path fill=\"white\" fill-rule=\"evenodd\" d=\"M1 1H4V0H1ZM1 1H0V3H1ZM13 1V0H12ZM15 1V0H14ZM17 1H19V0H16L15 1V3L17 2ZM26 2H28L29 3V1H27V0H25ZM25 1H24V3H25ZM35 1V0H34ZM41 1H43V0H41ZM53 1V0H52ZM55 1V0H54ZM53 1V2H54ZM59 1V0H58ZM68 1V0H67ZM83 0H80V3L82 2ZM87 1V3H88V0H86ZM90 1V0H89ZM94 0H91L90 2H91V6L93 5L94 6V4L93 3H95V2H93ZM97 1H100V0H97ZM96 1V3L95 4H97L98 2ZM101 1H103V0H101ZM108 1V0H107ZM114 1V4L115 5H118V3L120 2V0H119V2H117V0L115 1V0H113ZM131 1V0H130ZM141 1V0H140ZM143 1V0H142ZM142 1H141V3H142ZM215 1H217V3L219 2L218 0H212V2L214 3ZM5 2V1H4ZM8 2H10V0H8ZM20 2V1H19ZM23 2V1H22ZM37 2V1H36ZM36 2H34V3H36ZM47 2H50V1H47L46 0V3ZM61 2V4L64 2V5H66L65 4V2L66 1H64L63 0V2L62 1H60ZM59 2V3H60ZM69 2V4H71L70 3V1H68ZM72 2V1H71ZM75 2V1H74ZM78 2H79V0H78ZM83 2H85V1H83ZM93 2V3H92ZM106 2V1H105ZM105 2H102L103 3V7H104V3ZM121 2H123V1H121ZM136 2V1H135ZM210 2V1H209ZM6 5H7V0H6ZM30 3H32V1H30ZM38 3H39V1H38ZM41 3H43V2H41ZM54 3H56V1L54 2ZM76 3V2H75ZM75 3H73L72 2V4H75ZM101 3V2H100ZM130 3V2H129ZM133 3V2H132ZM132 3H130V4H132ZM141 3H140V5L138 4L137 5V7H135V5H132V7H130V10H129V12H130V16L131 17H134V18H145V19H148V16L146 15V14H141L140 15V13H142L141 12V10H140V8L142 7L141 6ZM220 3V2H219ZM9 5L11 4V3H8ZM14 4V3H13ZM12 4V5H13ZM17 4V3H16ZM48 4V3H47ZM61 4H59V5H61ZM71 4V5H72ZM77 4V3H76ZM76 4L73 6V7H75L76 6ZM85 4V3H84ZM83 4V5H84ZM110 3H108V5H109ZM129 4V5H130ZM136 4V3H135ZM221 4V3H220ZM1 5V4H0ZM20 6H18L19 7V10L20 11H17V9H15L16 10V12H12L10 9H11V5L10 6H8V7H10L9 8V10L10 11H8L7 9V7L6 8H4L3 6H4V4L2 3V6H0V7H3L7 12H5V13H2L1 11V14H0V20H3V21H6V22H8V23H11L10 25L14 28V31H13V29H12V31H4V29L2 28V27H4L1 23H0V101H1V104H0V112H1V110L3 111V110H5V109H7L8 108V116L6 115V114H4V116L6 117H9L10 116V118H9V120L7 121H5L4 122V120L5 119H7V117L3 120V116L1 115L2 114V112H1V116H2V119L0 118V157L1 158H3L4 160H6L8 163H10V167L8 168V165L9 164H5L3 167H2V165H0V172H2L4 175H6L9 179H11V178H15L16 180L18 179L17 177H18V175H19V177H21L20 179L21 180H26V181H28V182H40L41 184H43V185H48V186H54V185H59L60 183H64V184H67V183H73L75 180L76 181H79V176L81 175V174H83L84 173V171H86L87 169L85 168V167H88L89 168V162H87V161H85V163H81V161L79 160V158L75 155V151L73 150L76 146L75 145H78V143H79V141L81 140V135H80V132L82 133V131L84 132V133H87L88 132V129H89V120H88V114L86 113V110H84L83 108H85L83 105V108H79V106H77V102L75 101V99H74V96H73V92L71 91V89H70V85H68V82H67V78H66V76H69L68 75V73L66 74V76H65V74L63 75L62 73L59 75L58 73V68H59V71H60V69H62V70H64V68H63V64L65 63V62H68L70 59H71V61L72 60H77L78 58H74V59H72L71 57V53H68V51H66L65 50V46L63 45V48H64V51H66L65 53H68V54H66V55H68V56H70V58H69V60L68 61H66L67 60V58H66V60H65V62L64 61H62L63 59H64V57L66 56H64L63 55V53H61L62 54V56H63V58H62V56H61V61H60V59H58L59 57H57L56 56V54H55V56L53 57L51 54H53L55 51H56V48L55 47H57V45H55V47H54V42H52L51 43V41H55L56 39H58V38H56L55 40H52V36H55V35H52L51 34V36H49V32H51V30L53 29V28H51V25H49L50 23L52 24V22L53 21H51V22H49V24L47 25V21L46 20H43L44 22L46 21V25L47 26H50V28H51V30H49V32L47 31L46 32V34L48 35L47 37H51V39H49L50 40V43H48L49 45H53V49H55V51L52 49H50V48H52V46L50 47L49 45H46V47L47 46H49L48 48L51 50V51H53V53H50L51 51H49V53H48V50H46L45 48V46H43V44H42V46L40 45V46H37L38 44L36 43V41H39V39L42 37L43 39H44V41H45V43L47 44V39L45 40V32L44 31H42V32H44V35H43V33H42V35L44 36H41L39 33H37V34H39L40 36H38V35H36V36H38L39 37V39L38 38H35V39H37L36 41H35V43L34 44H36V45H33V43H32V41L29 39V41L25 38V36H26V33H24L25 34V36H24V34H22L21 33V31L19 30V26L22 24V27L24 26V24H26L25 26H28L29 27V24L31 23L30 21H32V22H34V20L36 19H33L32 20V18H31V20L28 22L29 24H27L26 22H24L25 20H23V19H27L26 17H24L23 18V16H24V13L22 14V12H26L27 13V11H25L26 9L24 8V5H22V3L20 2V4H19ZM26 5H28V4H26ZM30 5V4H29ZM28 5V6H29ZM33 5V4H32ZM40 5V4H39ZM44 5H46V4H44ZM58 4H56V6H57ZM64 5H62V6H64ZM82 5V4H81ZM80 5V6H81ZM85 5H87V4H85ZM84 5V7H86ZM88 5H89V3H88ZM111 5V4H110ZM217 5V4H216ZM21 6H23V7H21ZM37 6V5H36ZM41 6H43V5H41ZM40 6V7H41ZM49 6V5H48ZM55 6V7H56ZM79 6V7H80ZM91 6H89V7H86V9H88V8H92ZM97 6L98 5H96V6H94L95 8H96V10H98L97 9ZM107 6V4L105 5V7ZM16 7H17V5H16ZM31 7V6H30ZM34 8H35V5L33 6ZM46 7V6H45ZM51 7V6H50ZM49 7V8H50ZM53 7V6H52ZM61 7V6H60ZM59 7V8H60ZM67 7L69 8V6L67 5ZM77 7V6H76ZM93 7V8H94ZM108 7V6H107ZM106 7V8H107ZM121 7V6H120ZM128 7V6H127ZM13 8V10H14V8L15 7H12ZM37 8H38V10H39V6H37ZM42 8V7H41ZM58 8V7H57ZM64 8H65V6H64ZM64 8H63V10H64ZM83 7L81 6V9H82ZM100 8V7H99ZM110 8V7H109ZM109 8H107V9H109ZM116 8V7H115ZM118 8V7H117ZM29 9V8H28ZM27 9V10H28ZM61 9V8H60ZM73 9V8H72ZM76 9H78V7L76 8ZM81 9L79 10V11H81ZM103 9V8H102ZM120 9H123V7H121ZM14 10V11H15ZM33 10H35V9H33ZM42 10V9H41ZM48 10V9H47ZM46 10V11H47ZM56 10V9H55ZM59 10V9H58ZM62 10V11H63ZM66 10H67V8H66ZM66 10L64 11V12H66ZM83 10V9H82ZM85 10V9H84ZM96 10H93V11H96ZM103 10H105V8L103 9ZM30 13H31V11H32V7L30 8ZM37 11V10H36ZM36 11H34V12H36ZM45 11V9L43 10V12ZM45 11V12H46ZM50 11H52V9L51 10H49V13H47V15L46 16H48V14L50 15V13H52V12H50ZM67 11H70L71 12V10H70V8H69V10H67ZM75 11H77V10H75ZM79 11H77L74 15H77L78 17L80 16V12ZM87 10H85V11H83L84 13L86 12ZM89 11V10H88ZM91 11H92V9L90 10V13H91ZM92 11V12H93ZM99 11H100V9H99ZM98 11V12H99ZM108 11V10H107ZM106 11V12H107ZM113 11V10H112ZM118 11H119V9H118ZM38 12V11H37ZM41 13H42V16L43 15H45L46 13L44 12H42V11H40ZM58 12V11H57ZM72 12H74V11H72ZM109 12H111L110 11V9H109ZM115 12V11H114ZM113 12V13H114ZM128 12V11H127ZM16 13V14H15ZM17 13H18V15H19V17L17 16ZM30 13H28V15H31ZM40 13V14H41ZM56 12H54L53 14L56 16V17H61V16H63V14H61L60 15V11H59V15H56L55 14ZM67 13V12H66ZM79 15H78V14ZM84 13L83 14H81V15H84ZM89 12H87V16L88 15H90V13L88 14ZM112 13V12H111ZM111 13L109 14L110 15V18H112V15H114L113 13H112V15H111ZM117 14H119L118 12H116ZM115 13V14H116ZM13 14L14 15H16L17 16V18H16V16H13ZM39 14V15H40ZM52 14V17H53V19H51V20H54V19H57L56 17H54V15ZM71 14H73V13H71ZM86 14V13H85ZM95 14H96V12H95ZM100 14V13H99ZM98 14V15H99ZM25 15H27V14H25ZM27 15V16H28ZM35 15H36V13H35ZM67 15V14H66ZM91 15H93V16H88V18H92V20H94L93 19V17L95 16V17H97L96 15H94V13L93 14H91ZM107 15V14H106ZM109 15H108V17L106 16V18H109ZM128 15V14H127ZM37 16H38V14H37ZM41 16V15H40ZM40 16H38L37 18H39ZM41 16V17H42ZM68 16H70L69 14H68ZM114 16H116L117 18H119L120 17V15L118 16V15H114ZM114 16H113V18H114ZM123 16V15H122ZM30 17V16H29ZM33 17V16H32ZM45 17V16H44ZM44 17H42L41 19H43ZM51 17V16H50ZM74 16H72V18H73ZM77 17V18H78ZM80 17H82V16H80ZM84 17V16H83ZM127 17V16H126ZM19 18V19H18ZM34 18V17H33ZM46 18H48V17H46ZM64 18V17H63ZM68 17H66V19H67ZM70 18H71V16H70ZM86 17H84V19H85ZM112 18V19H113ZM122 18V17H121ZM125 18V17H124ZM49 19V18H48ZM60 19H62V18H60ZM69 19V18H68ZM73 19H75V18H73ZM73 19H72V21H73ZM78 19H80V18H78ZM77 19V20H78ZM104 19H105V17H104ZM112 19H105L106 21H110V20H112ZM126 19V18H125ZM153 19H154V17H153ZM27 20H29V18L27 19ZM37 20V23H35L34 22V24H40L41 23V20H40V18L39 19H36ZM40 20V23H38V21ZM69 20H71V19H69ZM77 20L75 21V23L77 22ZM83 19L81 18V20L80 21H82ZM114 20H116V18L114 19ZM113 20V22L112 21H110V22H112L111 23V25L113 24V25H115V23H117L118 22V20H120V19H118V20H116V22ZM122 20H124L123 18H122ZM18 21H19V23H20V25H18L19 23H18ZM48 21H50V20H48ZM57 22H59V20H56ZM71 21V22H72ZM80 21H78L79 22V25H80ZM84 21V20H83ZM86 22L85 23H88L89 21H90V19H89V21L87 22V20H85ZM103 21V20H102ZM102 21H101V23H102ZM44 22H43V24H44ZM62 22V21H61ZM65 22H68V21H66L65 20ZM77 22V23H78ZM95 22V21H94ZM100 22V21H99ZM128 22V21H127ZM73 23L74 22H72V24H70V22H69V24L72 26L73 25ZM76 23V24H77ZM90 23V22H89ZM88 23V24H89ZM92 21H91V26L93 27V25H94V23H93V25H92ZM124 23H126V22H124ZM123 23V24H124ZM140 23V22H139ZM42 24V23H41ZM39 25L38 27H39V29H40V26H43V25ZM59 24V23H58ZM66 25H68V23H65ZM100 24V23H99ZM118 24H120V26H121V23H120V21H119V23ZM122 24V25H123ZM31 25H32V23H31ZM53 25V24H52ZM55 25V24H54ZM53 25V26H54ZM75 25V24H74ZM73 25V26H74ZM90 25H87V27H90ZM101 25V24H100ZM105 25V24H104ZM103 25V26H104ZM110 25V24H109ZM111 25L109 26V27H111ZM125 25V24H124ZM129 25H131V24H129ZM143 25V24H142ZM33 26V25H32ZM37 26V25H36ZM45 26V25H44ZM56 26H58L57 24H56ZM56 26H55V29H56ZM61 26V23H60V25H59V27ZM62 26H63V24H62ZM72 26V27H73ZM86 26V24H84V27ZM95 26V25H94ZM99 26V25H98ZM102 26V27H103ZM119 26V25H118ZM119 26V29L121 28ZM126 26V25H125ZM144 26V25H143ZM6 27V26H5ZM21 27V28H22ZM35 26H33V28H34ZM38 27H37V29H38ZM75 27H78L77 25H75ZM83 27V26H82ZM91 27V28H92ZM102 27L101 26H99V27H97V28H101L102 29ZM108 27V29H109V32H110V28ZM128 27H130V26H128ZM128 27H126L127 29H128ZM150 27H151V25H150ZM33 28H31V29H33ZM45 28V27H44ZM47 28V27H46ZM49 28V27H48ZM63 28L64 29H67L66 27H64L63 26ZM62 28V29H63ZM104 28V27H103ZM112 28V27H111ZM117 28L118 27H116V29H115V32H117L118 31V33H119V30H117ZM125 28V27H124ZM132 28V27H131ZM6 29V28H5ZM16 29H18L19 31H16ZM23 29V28H22ZM28 30L29 32H27V33H31L30 31H33V30ZM57 29H58V27H57ZM56 29V30H57ZM69 29H71V27L69 28ZM84 30H85V28H83ZM107 28H105V31H107L106 30ZM113 30H114V28H112ZM127 29H126V31H127ZM153 28H151V30H152ZM24 30H25V28H24ZM34 30H36V29H34ZM61 30V27H60V29L57 31L58 33L59 32H61L60 31ZM73 30V29H72ZM75 30V29H74ZM76 30H77V28H76ZM80 30H81V28H80ZM98 30V29H97ZM112 30V31H113ZM117 30V31H116ZM120 30H122L123 31V29L121 28ZM125 30V29H124ZM130 30V29H129ZM131 30H133V29H131ZM141 30H142V28H141ZM63 32H64V30H62ZM83 31V30H82ZM87 31V30H86ZM89 31V30H88ZM92 30H90L89 32H91ZM93 31H94V28H93ZM111 31V32H112ZM122 31H120V32H122ZM8 32V33H7ZM15 32V33H14ZM22 32H26V31H22ZM36 31H34V33H35ZM39 32H40V30H39ZM52 32H53V30H52ZM67 32L68 31H66V33H65V35L67 34ZM73 32H75V34H76V31H73ZM79 32V31H78ZM77 32V33H78ZM88 32V33H89ZM95 32H97V31H95ZM99 32H101V30H99L96 34L98 35V33ZM102 32H103V30H102ZM131 32V31H130ZM33 33V32H32ZM55 33V32H54ZM70 33V32H69ZM69 33H68V35H69ZM85 33V32H84ZM91 33H93V32H91ZM104 33V32H103ZM103 33H102V35H103ZM107 33V32H106ZM106 33H105V37L107 36L106 35ZM129 33V32H128ZM138 33V32H137ZM36 34V33H35ZM63 34V33H62ZM71 34V38H72V33H70ZM74 34V33H73ZM79 34V33H78ZM81 34V33H80ZM79 34V36H80V39H82L83 37H85V35H87V34H83L84 36L82 37L81 35ZM95 34V35H96ZM101 34V33H100ZM112 34H113V32H112ZM120 34V33H119ZM118 34V35H119ZM118 35H115L114 34V36L116 37H118ZM156 35V34H155ZM28 36V35H27ZM30 36H31V34H30ZM60 36V35H59ZM63 35H61L60 36V38L62 37ZM77 36V35H76ZM79 36H78V39H79ZM88 36V35H87ZM91 37L93 36V34H91L90 35ZM109 36H111L110 34H108V37ZM113 36V37H114ZM129 36H130V33H129ZM149 36V35H148ZM33 37L34 36H32V39H33ZM65 37V36H64ZM67 37V36H66ZM82 37V38H81ZM94 37H96V36H94ZM112 37V36H111ZM111 37L109 38V39H111ZM126 36H124V37H122V39H129L128 37L127 38H125ZM20 38V39H19ZM31 38V37H30ZM42 38L40 39V41L42 40ZM55 38V37H54ZM53 38V39H54ZM59 38V39H60ZM68 38H70L69 36H68ZM73 38H74V35H73ZM99 38H101V40H100V42H98L97 40V38L95 39L98 43V45H97V47L96 46H93L95 49H97V48H101V46H100V44L99 43H103V40L105 41V38L104 37H99ZM102 38H104L103 40H102ZM107 38V37H106ZM120 38H121V36H120ZM177 38V37H176ZM10 39H12V40H10ZM58 39V40H59ZM62 39H64L65 40V38H63L62 37ZM67 39V38H66ZM77 39V42L80 40H78ZM84 39V38H83ZM86 39H88L87 37H86ZM115 39V38H114ZM119 39V38H118ZM121 39V40H122ZM10 40V41H9ZM57 40V41H58ZM68 40V39H67ZM71 40V39H70ZM73 40V39H72ZM72 40L70 41V42H72ZM75 40V39H74ZM93 38H92V40L90 39V41H93V43H94V41H95ZM165 40H166V38H165ZM177 40H178V38H177ZM34 41V40H33ZM60 41H62L63 43H64V41L63 40H60ZM89 41V40H88ZM107 41H108V38H107ZM107 41H105V43H107ZM118 41V40H117ZM139 41V40H138ZM150 41H152V40H150ZM149 41V42H150ZM169 41V40H168ZM41 42H43V40L41 41ZM56 42V41H55ZM61 42V43H62ZM66 43H68V41H65ZM69 42V43H70ZM83 42H85L84 40H83ZM134 42V41H133ZM143 42V41H142ZM159 42V41H158ZM44 43V44H45ZM61 43H60V45H61ZM66 43H64L65 45H66ZM73 43V42H72ZM76 43V40H75V42L73 43V44H75ZM85 43H87V44H89V45H87L88 47L91 45V43H89V42H85ZM85 43L84 44H81V42L79 43V44H81V45H78L77 47H76V49L77 48H79V46H82L83 45V48L85 49L86 47H84V45H85ZM109 43V42H108ZM108 43H107V45H108ZM124 42H122V44H123ZM41 44V43H40ZM56 44V43H55ZM57 44H58V42H57ZM104 44V43H103ZM121 44V43H120ZM130 44V43H129ZM129 44H127L126 43V47H127V45H129ZM131 44H132V42H131ZM136 43H134V45H135ZM140 44H141V42H140ZM150 44V43H149ZM67 45H69V44H67ZM76 45H77V43H76ZM85 45V46H86ZM102 45V44H101ZM105 45V44H104ZM117 45H118V43H117ZM142 45V44H141ZM141 45L139 46V48L138 49H140L141 48ZM188 45V44H187ZM59 46V45H58ZM119 46V45H118ZM125 46V45H124ZM132 46H133V44H132ZM132 46H131V48H132ZM45 47V48H44ZM60 47V46H59ZM58 47V48H59ZM68 47V46H67ZM66 47V48H67ZM87 47V48H88ZM104 47H106V46H104ZM111 47V46H110ZM120 47H122V46H120ZM126 47H125V49H126ZM134 47V46H133ZM137 47H138V45H137ZM137 47L136 48H134V49H137ZM60 48H62V46L60 47ZM63 48H62V50H63ZM68 48H70V50H71V44H70V46L68 47ZM82 48V47H81ZM86 48V49H87ZM92 48V47H91ZM129 48V47H128ZM73 49V48H72ZM76 49L74 50V51H76ZM83 49V50H84ZM85 49V50H86ZM93 49V48H92ZM95 49H93L92 51H91V53L95 50ZM102 49H104V48H102ZM107 49H109L108 48V46H107ZM111 49H112V47H111ZM117 49V48H116ZM122 49H123V51L124 52H127V51H125V49L122 47ZM130 49V48H129ZM61 50V49H60ZM61 50V51H62ZM69 50V49H68ZM78 50V49H77ZM81 50V49H80ZM82 50V51H83ZM87 50H90V48H88ZM99 50V49H98ZM101 50V49H100ZM118 50H119V47H118ZM178 50V49H177ZM58 51H59V49H58ZM81 51V52H82ZM103 51V50H102ZM106 51H110V50H106ZM133 51V50H132ZM57 52V51H56ZM72 52V51H71ZM78 52V51H77ZM96 51H94V53H92V54H95V56L94 57H98V55H96L97 53H95ZM98 52V51H97ZM104 52H105V50H104ZM114 52V51H113ZM121 52V51H120ZM120 52H118V53H120ZM130 53H131V51H129ZM49 55H48V54ZM74 53V52H73ZM84 53V52H83ZM83 53H81V55L80 56H82V55H84ZM115 53H117V51L116 52H114V54ZM117 53V54H118ZM122 53V52H121ZM58 54H60V51H59V53H57V55ZM60 54V55H61ZM101 54H102V52H101ZM101 54H99V55H101ZM105 54V53H104ZM103 54V55H104ZM125 54V53H124ZM127 54H128V52H127ZM126 54V55H127ZM133 54V53H132ZM54 55V54H53ZM74 55V54H73ZM78 55V54H77ZM76 55V56H77ZM86 55H87V52H86ZM102 55V57L104 58H102V60L103 61H105L106 60V58L110 55H112V53L110 54L109 53V55L108 56H106V58L104 57ZM130 55V54H129ZM136 55V54H135ZM59 56V55H58ZM68 56H66V57H68ZM75 56V55H74ZM79 56V55H78ZM91 56H93V55H91ZM118 56V55H117ZM120 56V55H119ZM123 56V55H122ZM167 56V55H166ZM93 57V59H96V58H94ZM99 57H101V56H99ZM114 57V56H113ZM138 57L139 56H136V58L138 59ZM141 57V56H140ZM145 57V56H144ZM83 58H85V57H83ZM87 58V57H86ZM118 58V57H117ZM121 58V57H120ZM58 59V60H57ZM89 59V58H88ZM98 59V58H97ZM96 59V60H97ZM101 59V58H100ZM109 59V58H108ZM107 59V60H108ZM111 59L113 60V58H112V56H111ZM122 59V58H121ZM137 59L135 60V59H133L134 61H136L137 62ZM79 60H81L82 61V58L80 57V59ZM79 60H78V63H81V62H79ZM106 60V61H107ZM114 60H115V57H114ZM118 60H119V58H118ZM85 61H87L88 62V60H85ZM90 61H92L93 62V60H91V57H90ZM100 61V60H99ZM99 61H94L95 63V65H96V62L97 63H99ZM132 61V60H131ZM62 62H64L63 64H62ZM70 62V61H69ZM74 62H76V61H74ZM74 62H73V64H74ZM120 62H121V60H120ZM127 62V61H126ZM142 62V61H141ZM77 63V64H78ZM90 63V62H89ZM88 63V64H89ZM106 63V62H105ZM108 63H110L109 61H108ZM115 63V62H114ZM122 63V62H121ZM129 63V62H128ZM139 63H140V61H139ZM67 63H65L64 64V67L65 68H67L66 69V71L65 72H69V65H66ZM69 64V63H68ZM83 64V63H82ZM81 64V65H82ZM124 65L126 64L125 63V61H124V63H123ZM154 64V63H153ZM76 65V64H75ZM80 65V66H81ZM90 65V64H89ZM101 65V64H100ZM100 65H99V67H100ZM102 65H104V63L102 64ZM101 65V67H103ZM110 65H112V63L110 64ZM119 65H120V63H119ZM123 65V66H124ZM78 66V65H77ZM85 66H86V64H85ZM91 66L93 67L94 65H93V63L91 64ZM96 66H98V64L96 65ZM107 66V65H106ZM126 66V65H125ZM128 66V65H127ZM70 67H71V65H70ZM73 67H76V66H73ZM83 67V66H82ZM81 67V68H82ZM87 67V66H86ZM86 67H85V72L88 70V68H87V70H86ZM89 67V66H88ZM91 67V68H92ZM95 67V66H94ZM100 67V68H101ZM109 67V66H108ZM112 67V66H111ZM165 68L164 69H166L167 67L166 66H164ZM76 68H78V67H76ZM75 68V69H76ZM96 68V67H95ZM104 68V67H103ZM148 68V67H147ZM154 68V67H153ZM5 69V70H4ZM74 69V68H73ZM80 69V68H79ZM107 70L106 72H109L108 71V68H104V70ZM110 69H113V68H110ZM118 69V68H117ZM117 69H116V71H117ZM129 69V68H128ZM162 69V68H161ZM61 70V71H62ZM70 70H72V68H70ZM76 70H78V69H76ZM76 70H75V72H76ZM94 70V69H93ZM99 70V69H98ZM115 70V69H114ZM73 71V70H72ZM82 70H78L77 72H79V74H81L80 72H81ZM95 71H96V73H97V70L95 69ZM94 71V72H95ZM100 71V70H99ZM98 71V72H99ZM101 71H103V69H101ZM167 71V70H166ZM10 73V76H9V74L8 75H6L7 73ZM58 72V73H57ZM85 72H83V73H85ZM106 72L104 73V75L106 74ZM115 72V71H114ZM130 72V71H129ZM157 72V71H156ZM89 73H90V76H87V77H92V76H95V77H97L96 75H98V77L100 76V75H102L103 73H101V72H99L98 74H94V75H92L93 74V71L91 70V71H89ZM89 73H87V75L89 74ZM92 73V74H91ZM101 73V74H100ZM71 74H72V72H71ZM70 74V75H71ZM76 74V73H75ZM100 74V75H99ZM108 74H110V73H108ZM107 74V75H108ZM119 74V73H118ZM73 75H74V73H73ZM92 75V76H91ZM104 75H102V76H100V77H102L103 78V76ZM116 75V74H115ZM7 76H9V77H7ZM84 75H82V77H83ZM109 76V75H108ZM111 76V75H110ZM114 76V75H113ZM117 76V75H116ZM119 76H121V75H119ZM74 77V76H73ZM73 77H70V78H72L73 79ZM81 77V78H82ZM86 77V81H88V83L91 81H95L94 79L93 80H91V78H87ZM94 77V78H95ZM99 77V78H100ZM105 77V76H104ZM129 77V76H128ZM74 78H76V79H74L73 81H75V80H77L78 81V78L77 77H74ZM93 78V77H92ZM101 78V79H102ZM106 78V77H105ZM111 78V77H110ZM113 78V77H112ZM149 80H151L152 81V83L151 84H153L154 85V87H158L157 89H156V91H157V94H158V97H157V99L159 100V102H161L162 103V105H161V107H160V104H159V102L157 103V104H159V106H158V108L157 107H153V108H156V109H153V110H155L156 112L154 113V112H151V109H152V106H151V109H150V111L149 112H151V113H153V115H152V117H151V115H150V113L148 112V115H150V117L151 118H153V119H155V121L154 120H152V122H154L155 124H156V122L158 123L159 122V120H160V122H159V124L161 123L162 124V122H161V119L163 118V117H167L168 115H172L170 112H172L171 111V109H170V111H167L168 112V114L165 112V114H167V115H165L164 114V111H166V109L165 108H163V105H166V106H168L169 107V105H171V107H174L173 105L174 104H176L177 103V101L178 102H180V98L178 97L177 99L175 98V96H176V94H174V92L176 91V88L174 87V86H171L169 83H168V80L167 79H169V78H167V76H160V78H158V80H157V82H154V79L153 78H149V77H147ZM88 79V80H87ZM118 79V78H117ZM178 79V78H177ZM83 80V79H82ZM90 80V81H89ZM98 80H100V79H98L97 78V80L96 81H98ZM110 80V79H109ZM112 81H114L115 82V80L114 79H111ZM86 81H81L82 83H86ZM101 81V80H100ZM103 81V80H102ZM126 81V80H125ZM133 81V80H132ZM173 81V80H172ZM175 81V80H174ZM180 81V80H179ZM90 82V83H91ZM104 82H106V80H104ZM128 82V81H127ZM75 83V82H74ZM73 83V84H74ZM89 83V84H90ZM94 83V82H93ZM101 83V82H100ZM111 83L112 82H110L109 81V86L111 85ZM148 83V86H149V82H147ZM182 83V82H181ZM7 84V85H6ZM76 84V83H75ZM78 84V85H77ZM76 85L78 86V87H80V85H81V83H80V85H79V83H77ZM107 84V83H106ZM116 84H117V82H116ZM150 84V85H151ZM175 84V83H174ZM94 85H95V83H94ZM94 85H92L91 86V84L89 85V87L91 86V87H93ZM99 85L101 86V84H98V82L96 83V85L95 86H98L99 87ZM104 86H102V88H103V90L106 88H108L109 86H105V83L103 84ZM113 85H115V84H113ZM125 85V84H124ZM82 87H83V85H81ZM112 86V85H111ZM111 86H110V88H111ZM119 86V85H118ZM143 86V85H142ZM182 86V85H181ZM76 87V86H75ZM82 87H80V88H82ZM87 87V86H86ZM97 87V88H98ZM105 87V88H104ZM114 87V86H113ZM117 87V86H116ZM150 87V86H149ZM88 88V87H87ZM97 88L95 87V88H93V89H96L95 90V92H96V94L98 93V94H101V92H100V87H99V91L97 92ZM101 88V89H102ZM109 88V89H110ZM122 88V87H121ZM143 88V87H142ZM105 89V90H106ZM115 89H117V88H115L114 87V93L116 92V91H118V92H116V93H119L120 92V89H119V87H118V89L115 91ZM151 89H152V87H151ZM179 89V88H178ZM104 90V92H107L108 91V89L105 91ZM112 90H113V88H112ZM122 90V89H121ZM149 90V89H148ZM143 92H144V96H142L143 98H145L144 100H145V102L146 103H144V101H143V103L144 104H146V105H144V106H146L144 109H146L148 106H150V104H152L153 103V101H152V98H151V96L149 97L148 96V91H145V90H142ZM178 91V90H177ZM91 92V91H90ZM104 92H102V93H104ZM112 92V91H111ZM127 92V91H126ZM108 93V95L109 96H112V97H109L110 98V101H111V98L113 99V97H115L114 95L116 94H111L110 95V93L109 92H107ZM120 94V93H119ZM192 94V93H191ZM91 95V94H90ZM93 95H95V94H93ZM106 95V94H105ZM138 95H139V93H138ZM98 96V95H97ZM96 96V97H97ZM104 96V95H103ZM118 96V95H117ZM122 96V95H121ZM153 96V95H152ZM205 96V95H204ZM102 97V96H101ZM108 97V96H107ZM123 97V96H122ZM130 97V96H129ZM139 99L140 98H142L141 96L139 97V96H137ZM177 97V96H176ZM196 97V96H195ZM117 97H115V99H116ZM125 98V97H124ZM124 98H122L123 99V101H124ZM131 98V97H130ZM129 98V99H130ZM138 98H135V99H138ZM150 98V99H149ZM105 99V98H104ZM118 99L120 100V97L118 96ZM117 99V100H118ZM122 99H121V103H123V101H122ZM156 99V98H155ZM177 101H176V100ZM244 99V98H243ZM108 101H109V99H107ZM126 100H127V102L128 103H126ZM141 101L143 100V99H140ZM190 100V99H189ZM5 101V102H4ZM80 101V100H79ZM109 101V102H110ZM137 102L139 101V100H136ZM140 101V102H141ZM171 101V102H170ZM182 101V100H181ZM198 101V100H197ZM97 102V101H96ZM112 102V101H111ZM9 103V104H8ZM79 103H81V102H79ZM130 104V102L128 101V99H126L125 98V101H124V103L123 104ZM143 103H141L142 105H143ZM140 104V105H141ZM169 104V105H168ZM137 105H138V103H137ZM136 105V106H137ZM187 105V104H186ZM9 106V107H8ZM86 106V105H85ZM130 106H133V104H131ZM177 106H179V103L177 104ZM201 106V105H200ZM160 107V108H159ZM165 107V106H164ZM193 107V106H192ZM134 107H132V109H133ZM150 108V107H149ZM162 108H163V110H162ZM167 108V107H166ZM202 108V107H201ZM203 108H205L204 106H203ZM211 108V107H210ZM139 109L140 108H137V110L139 111ZM174 109H176L175 107H174ZM195 109V108H194ZM200 109V108H199ZM82 110V111H81ZM135 110V109H134ZM152 110V111H153ZM168 110V109H167ZM146 111H148V110H146ZM158 111V112H157ZM187 111V110H186ZM197 111V110H196ZM198 111H200V110H198ZM204 111V110H203ZM122 112V111H121ZM137 112V111H136ZM144 112V111H143ZM209 112V111H208ZM213 112V111H212ZM5 113V112H4ZM91 113V112H90ZM177 113H179V114H181V115H183V114H185L184 112L183 113H181L180 112V110H179V107H178V109H177ZM201 113H203V112H201ZM130 114V113H129ZM140 114V117H141V112L139 113ZM143 114V113H142ZM190 114V113H189ZM200 114V113H199ZM205 114V113H204ZM143 115H146L145 117L143 116ZM142 115V117L143 118H141L142 119V121H143V119L144 118H148V116H147V112L146 113H144ZM165 115V116H164ZM175 115V114H174ZM193 115V114H192ZM191 115V116H192ZM201 115V114H200ZM206 115V114H205ZM129 116V115H128ZM177 116V115H176ZM180 116V115H179ZM178 116V117H179ZM120 117H121V114H120ZM150 117H149V119H150ZM175 117V116H174ZM202 117V116H201ZM92 118V117H91ZM184 120L186 119V121H187V123H188V127L187 128H185V129H181V127H177V128H179L180 129V131H181V133L183 134H181L179 131H177V128H175L176 130V132H178V134L179 135H181V136H183V137H181V138H184V135H185V137H187V138H189V139H191L193 142H194V144H195V146H194V148L193 149H199V150H203L204 152H210L211 151V149H209L208 148V146H207V143H209V141H210V139L212 138V136H213V133L215 132V131H217V132H220L221 130L223 131V128L221 129V128H219V125H218V119L213 115V114H209V117H208V120H207V124H203V123H199L200 121H198V119L195 121V120H193L194 118L193 117H189V118H187V116H185V115H183V117H182ZM181 118V119H182ZM190 118H193V119H190ZM138 119H139V116H138ZM166 119V118H165ZM165 119H162V121H164L165 122ZM175 119H176V117H175ZM196 119V118H195ZM79 120V121H78ZM147 120V119H146ZM167 120V119H166ZM190 120V121H189ZM84 123H83V122ZM91 121V120H90ZM138 121V120H137ZM140 121V122H139ZM139 121H138V123L140 124H142V122H141V120L139 119ZM189 121V122H188ZM93 122V121H92ZM144 123L143 124H145V125H143V129H144V126H146L147 124L145 123V121H143ZM148 122V121H147ZM150 122H151V120H150ZM151 122V123H152ZM169 122H170V120H169ZM184 121H182V123H183ZM149 123V122H148ZM151 123H150V126H148V127H150L151 128ZM166 123V122H165ZM141 124H140V126H141ZM154 124V125H155ZM153 125V123H152V127H154V128H151L152 129V131H150L151 133L153 132L154 133V129H156L157 130V128H155V126ZM166 125V124H165ZM164 125V126H165ZM177 125V124H176ZM178 125H179V123H178ZM185 126L187 125L186 123L184 124ZM121 126V125H120ZM157 126V125H156ZM159 126V125H158ZM163 126V127H164ZM167 126H168V123H167ZM171 126V125H170ZM181 126H183V125H181ZM125 127H127V126H125ZM175 127V126H174ZM146 128V130H147V127H145ZM160 128V127H159ZM182 128H184V127H182ZM86 129H87V131H86ZM140 129V128H139ZM142 129V128H141ZM149 129V128H148ZM150 129V130H151ZM162 128H160V130H161ZM174 129V128H173ZM172 129V130H173ZM159 130V129H158ZM162 130H164V129H162ZM167 130V129H166ZM168 131H169V133L171 134V137L173 136L174 138H176L175 136L176 135H174V133H176L174 130V132L173 131H171V130H169V127H168ZM147 132H148V130H147ZM149 132V133H150ZM162 132V131H161ZM152 133V134H153ZM155 133H157V131L155 132ZM163 133V132H162ZM164 133H166L167 134V132L165 131ZM146 134H148V133H146ZM151 134V138H149V139H154V137L155 136H157V135H152ZM166 134H165V136H166ZM215 134V133H214ZM169 135V134H168ZM220 135V134H219ZM112 136V137H111ZM149 136H150V134H149ZM153 136V137H152ZM160 136V135H159ZM164 136V137H165ZM109 137V139L110 138H115L113 135H109L108 136ZM167 137V136H166ZM172 137V138H173ZM156 138V140L158 139L157 137H155ZM170 138V137H169ZM171 139V140H173V141H175V139ZM178 138V137H177ZM163 139V138H162ZM178 139H180V138H178ZM177 139V140H178ZM148 140V139H147ZM159 140H160V138H159ZM164 140V139H163ZM184 140H185V138H184ZM212 140V139H211ZM215 140V139H214ZM262 139H260L259 140V143H260V141H261ZM114 143H116V140L115 139H113L112 140ZM150 141H154V140H150ZM166 141V140H165ZM168 141H169V139H168ZM181 141H183V140H181ZM181 141H179L178 140V142H181ZM262 141H264V140H262ZM157 143H158V141H156ZM163 142V141H162ZM176 142V141H175ZM174 142V143H175ZM178 142H176V144L178 143ZM184 142V141H183ZM211 142V141H210ZM153 143H155V142H153ZM187 143H188V141H187ZM149 144H150V142H149ZM159 144V143H158ZM157 144V145H158ZM160 144H161V142H160ZM159 144V145H160ZM164 144V143H163ZM166 144V143H165ZM171 144V143H170ZM183 144V143H182ZM257 144V143H256ZM151 145V144H150ZM167 145V144H166ZM183 145H185V143L183 144ZM191 145V144H190ZM252 145V144H251ZM253 145H254V142H253ZM261 145H264V144H261ZM261 145H259V146H261ZM156 146V145H155ZM161 146V145H160ZM163 147H164V149L167 147V146H164V145H162ZM171 145H169V147H170ZM178 146V145H177ZM259 146L257 147V145H256V151L257 150H260L259 149ZM158 147V146H157ZM169 147H167V149H169ZM171 147H173V146H171ZM171 147H170V149H171ZM188 148V147H187ZM221 148V147H220ZM40 149H42V150H40ZM142 149V148H141ZM178 149V148H177ZM176 149V147L174 146V148L172 149V153L173 154H178V152L176 153V151H178L179 149H181V146L179 147V149L177 150ZM190 149V148H189ZM252 148L250 147V149L249 150H247V151H250ZM262 149H264V148H262ZM143 150V149H142ZM162 150V149H161ZM166 150V149H165ZM164 150V151H165ZM173 150H176L175 151V153H174V151ZM188 150V149H187ZM180 151V150H179ZM189 151V150H188ZM187 151V152H188ZM190 151L191 152H194V154H198V153H196L195 151H192L191 149H190ZM252 151H255L254 149H252ZM256 151L255 152H253L251 155H255L254 153H256ZM261 151V150H260ZM260 151L258 152V154L260 153ZM166 152V151H165ZM164 152V153H165ZM218 152H222V151H218ZM225 152V151H224ZM160 153V152H159ZM168 152H166L165 154H167ZM171 153V154H172ZM180 153V152H179ZM233 153V152H232ZM238 153V152H237ZM246 153V152H245ZM248 153V152H247ZM5 154V156H3ZM170 154V153H169ZM169 154H167V155H169ZM180 154H182V153H180ZM189 154V153H188ZM187 153H186V159H187V161L189 162L190 160H188V158H187V155H188ZM194 154H193V156H194ZM200 154V153H199ZM202 154V153H201ZM240 154V153H239ZM249 154V153H248ZM258 154L256 153V155L258 156ZM161 155V154H160ZM174 155V157L173 158H175V159H177V158H179V157H177L176 158V156ZM183 155V154H182ZM182 155H181V157H182ZM191 154H189V156H190ZM217 155V154H216ZM233 155V154H232ZM162 156V155H161ZM163 156H164V154H163ZM170 156V155H169ZM180 156V155H179ZM184 156V157H185ZM188 156V157H189ZM199 155H197V158L196 159H199V157H198ZM213 156V155H212ZM221 156V155H220ZM240 156V155H239ZM256 156V157H257ZM262 156H264V155H261V157H260V155L258 156V157H260L261 158V160H260V162L262 161V160H264V159H262ZM166 157V156H165ZM171 156L170 157H168V158H170V161L171 162H173V163H171L170 161L167 163V161H166V165H168L169 163H171V165L172 164H174V159H173V161L171 160V158H172ZM184 157H182V158H184ZM191 157V156H190ZM189 157V158H190ZM196 157V156H195ZM195 157H193V159H195ZM206 157V156H205ZM209 157V156H208ZM214 157V156H213ZM201 158V157H200ZM212 158V157H211ZM252 158V157H251ZM186 159H184L183 160V163H182V159H180V161H181V163L184 165H180V164H178V169L177 168H175L176 170H174V171H180V170H182V169H180V168H183V170L184 169H186L187 167H185V166H188L189 165V167H190V163L191 162H189V164L187 163V161L185 162V160ZM193 159H191V160H193ZM259 159V158H258ZM163 160V159H162ZM169 160V159H168ZM205 160V159H204ZM217 160V159H216ZM239 160V159H238ZM254 160H256V159H254ZM176 161V160H175ZM179 161V159H178V161H176V162H180ZM196 161H198V160H196ZM195 161V162H196ZM201 161V160H200ZM214 161V160H213ZM224 161H226V160H224ZM242 161V160H241ZM248 161V160H247ZM175 162V163H176ZM193 163H195L194 162V160L192 161ZM228 162V161H227ZM239 162V161H238ZM186 165H185V164ZM193 163H191V164H193ZM200 163H203V162H200ZM205 163V162H204ZM215 163V162H214ZM216 163H217V161H216ZM223 163H225V162H223ZM199 164V163H198ZM207 164V163H206ZM210 164V163H209ZM208 164V165H209ZM220 164V163H219ZM232 164V163H231ZM241 164L242 163H239V165L241 166ZM258 164V163H257ZM261 164V163H260ZM26 165H28V166H30V168L32 169V171L30 172V170L28 171L27 169H26ZM170 165V164H169ZM175 165H177V164H175ZM175 165H173V166H171V167H175ZM182 166V167H180V166ZM197 165V164H196ZM221 165V164H220ZM224 165H227V164H224ZM259 165V164H258ZM24 167V169H23V167ZM195 166V165H194ZM211 166V165H210ZM215 166H217V168L219 167L218 166V164L217 165H214L213 164V167L215 168ZM231 166H234L233 164L231 165ZM243 166V165H242ZM241 166V167H242ZM260 166V165H259ZM19 167H21V169L22 170H20L19 169ZM170 167V166H169ZM170 167V168H171ZM185 167V168H184ZM188 167V168H189ZM206 167V166H205ZM230 167V166H229ZM257 167V166H256ZM157 168V167H156ZM165 168H166V166H165ZM197 170H195V167H194V170L195 171H197V173H196V175H198V172H199V170H198V168L200 169V167H198V165H197ZM202 168V167H201ZM210 168H212V166L210 167ZM209 168V169H210ZM214 168H213V171H214ZM221 168V167H220ZM224 168H225V166H224ZM223 168V169H224ZM261 168H264V166H262ZM260 168V169H261ZM168 169V168H167ZM227 169V168H226ZM230 169V168H229ZM234 169V168H233ZM236 169V168H235ZM183 170H182V172H183ZM190 170V169H189ZM188 170V171H189ZM204 170L205 169H203V171L201 172L202 173V175L204 174L203 172H204ZM225 170V169H224ZM224 170H222L223 172H224ZM249 170H251V169H249ZM258 170V169H257ZM168 171V170H167ZM170 171H172V169L170 170ZM173 171V172H174ZM188 171L186 172L187 173V175L189 174L188 173ZM212 171V170H211ZM211 171H209V172H211ZM212 171V172H213ZM230 171H231V169H230ZM233 171V170H232ZM235 171V170H234ZM151 172V171H150ZM207 172V171H206ZM219 172V171H218ZM229 172V171H228ZM1 173V174H2ZM176 173V172H175ZM174 173V174H175ZM184 173V172H183ZM191 174H192V172H190ZM194 173V172H193ZM200 173V174H201ZM221 173V172H220ZM226 173V172H225ZM235 173V172H234ZM240 173V172H239ZM243 173H244V170H243ZM251 173V172H250ZM256 173V172H255ZM2 174V175H3ZM12 174V175H11ZM170 174H172L171 172H170ZM173 174V175H174ZM190 174V175H191ZM210 174V173H209ZM208 174V175H209ZM215 174H217V173H215ZM229 174V173H228ZM226 175V176H230V175ZM254 174V173H253ZM262 174H264V173H262ZM261 174V175H262ZM2 175H1V177H2ZM176 175L178 176V175H180V173L178 174V172L176 173ZM176 175L175 176H173V177H176ZM184 175V174H183ZM182 174L180 175V176H183ZM190 175H188V176H190ZM193 175H195V173L193 174ZM193 175H191V177H193ZM195 175V176H196ZM201 175V176H202ZM212 175V174H211ZM211 175H210V177H211ZM219 175H222V174H219ZM234 175V174H233ZM232 175V176H233ZM242 175V174H241ZM245 175H246V173H245ZM245 175H243V177L245 176ZM250 175V174H249ZM248 175V176H249ZM259 175V174H258ZM157 176V175H156ZM160 176V175H159ZM170 176V175H169ZM172 176V175H171ZM180 176H178V177H180ZM187 176V177H188ZM194 176V179L196 178V180L198 179L197 178V176L195 177ZM200 176V175H199ZM198 176V177H199ZM224 176V175H223ZM226 176H224V177H226ZM247 176V177H248ZM11 177V178H10ZM165 177V176H164ZM178 177H176L177 178V181H179V180H183V178L182 177H180V178H178ZM184 177V176H183ZM186 177V176H185ZM186 177V178H187ZM191 177H189V178H191ZM208 177V176H207ZM217 177H218V175H217ZM235 177V176H234ZM242 177V178H243ZM25 178V179H24ZM172 178V177H171ZM176 178H175V180H176ZM185 178V180L186 181H188V178L186 179ZM213 178V177H212ZM229 178V177H228ZM233 178V177H232ZM231 178V179H232ZM242 178H239V179H242ZM249 178V177H248ZM247 178V179H248ZM165 179V178H164ZM167 179H169L168 177H167ZM179 179V180H178ZM222 179H224V178H222ZM236 179H237V175H236ZM235 179V180H236ZM256 179V178H255ZM5 180V179H4ZM30 180V181H29ZM158 180H160V178L158 179ZM166 180V179H165ZM172 180H174V178H172L171 179V182L170 183H172L173 184V182H172ZM174 180V181H175ZM211 180V179H210ZM225 181L227 180V177H226V179H224ZM229 180H230V178H229ZM0 181H1V179H0ZM20 181V180H19ZM169 181V180H168ZM184 181V180H183ZM189 181H191L190 179H189ZM195 181V180H194ZM198 181H199V179H198ZM218 181H219V179H218ZM228 181V180H227ZM234 181V180H233ZM240 181V180H239ZM242 181V180H241ZM240 181V182H241ZM244 181V180H243ZM256 181V180H255ZM9 182H11V180H9ZM13 182H14V180H13ZM182 182V181H181ZM192 182V181H191ZM191 182L189 183L188 182V184L190 185L191 184ZM196 182V181H195ZM205 182H206V180H205ZM204 182V183H205ZM211 182V181H210ZM219 182H221V181H219ZM230 182V181H229ZM228 182V183H229ZM250 182V181H249ZM249 182L247 183V184H249ZM257 182V181H256ZM261 182H264V180H262ZM169 183V184H170ZM176 183V182H175ZM179 183H180V181H179ZM179 183H177V184H179ZM187 183V182H186ZM201 183V182H200ZM209 182H207V184H208ZM212 183V182H211ZM214 183V182H213ZM233 183H236V182H233ZM244 182H242V184H243ZM159 186H161V185H163L162 183H160L159 182ZM171 184V185H172ZM199 184V183H198ZM207 184H203V185H207ZM216 184V183H215ZM231 184H232V181H231ZM237 184V183H236ZM236 184L234 185V186H236ZM246 184V183H245ZM259 184V183H258ZM5 185V184H4ZM168 185V184H167ZM179 185H181V184H179ZM178 185V186H179ZM183 185H184V183H183ZM192 185V184H191ZM194 185V184H193ZM197 184L195 183V186H196ZM213 185V184H212ZM211 184H208V186H210V189H211V187L213 188V186H212ZM217 185H218V182H217ZM216 185V186H217ZM233 185V184H232ZM239 185H240V183H239ZM254 185V184H253ZM173 186H175V185H173ZM172 186V187H173ZM215 186V185H214ZM223 186V185H222ZM188 187H190V186H186V190H185V192L186 191H191V189L193 188H195V187H190V189L188 188ZM206 187V186H205ZM220 187H221V184H220ZM219 187V188H220ZM11 188V187H10ZM18 188H20V186L18 187ZM17 188V189H18ZM27 188V187H26ZM30 188H31V186H30ZM34 188H36V186L34 187ZM63 188V187H62ZM149 188V187H148ZM166 188H167V186H166ZM175 188V187H174ZM180 188H181V186H180ZM187 188H188V190H187ZM202 188V187H201ZM204 188V187H203ZM202 188V189H203ZM209 187H207V189L206 190H210V189H208ZM215 188V187H214ZM213 188V189H214ZM224 188V191H223V189H222V194H223V192H225V189L227 188V186H226V188L225 187H223ZM254 188V187H253ZM2 189V188H1ZM37 189V188H36ZM36 189H34V190H36ZM170 189V188H169ZM218 189V188H217ZM233 189H234V187H233ZM257 189V188H256ZM9 190V189H8ZM19 190V189H18ZM25 190L26 189H24L23 188V190H21V188H20V192H22V191H24V192H22V193H25ZM50 191H51V189H49ZM49 190H45L46 192H48ZM63 190V189H62ZM168 190V189H167ZM174 190H176V189H174ZM180 190H182V189H180ZM196 190V189H195ZM204 190V189H203ZM212 190V189H211ZM215 190V189H214ZM227 190V189H226ZM229 190H231V189H229ZM228 190V191H229ZM237 190V189H236ZM250 190V189H249ZM255 190V189H254ZM16 191V190H15ZM27 191V190H26ZM31 191V190H30ZM39 191V190H38ZM42 191H43V188H42ZM54 191V190H53ZM52 191V192H53ZM58 190H56L55 192L56 193H52V194H50L49 195V197H50V199H47V202L49 201V200H51L52 202L54 201H56V203L57 204H59V207H62L63 205V203L65 202V203H67V204H69V203H71V202H73V201H71V199L70 198H67V196L68 197H70V196H72L73 195V193L71 194L70 192H69V190H66V191H68V192H66L67 194L68 193H70L69 195H67V196H64V195H62L63 193L61 192V194H60V192L59 191H61V190H59L58 192H57ZM70 191H72V190H70ZM159 191H161V190H159ZM171 191V190H170ZM200 191H201V189H200ZM200 191H198L197 193H200ZM215 191H217V190H215ZM215 191H211V196L213 195L212 194V192L214 193ZM244 191H245V189H244ZM258 191L260 192V189H258ZM37 192V191H36ZM44 192V191H43ZM64 192V191H63ZM64 192V193H65ZM80 193H81V191H79ZM78 192V193H79ZM165 192H166V190H165ZM172 192V191H171ZM179 192V191H178ZM192 192H193V190H192ZM219 192H221V191H219ZM227 192V191H226ZM226 192L224 193V194H226ZM241 192V191H240ZM19 193V192H18ZM17 193V194H18ZM21 193V194H22ZM28 193V192H27ZM35 193V192H34ZM45 193V192H44ZM43 193V194H44ZM50 193V192H49ZM49 193H47V194H49ZM77 193V194H78ZM177 193V192H176ZM181 193V192H180ZM188 193V192H187ZM194 193H196V192H194ZM203 192H201V196L200 197H203L202 194ZM205 193V192H204ZM216 193H218V192H215V194ZM231 193V192H230ZM230 193L229 192H227V194H229L230 195ZM242 193H243V191H242ZM252 193V192H251ZM254 193V192H253ZM31 194H32V192H31ZM30 194V195H31ZM37 194H38V192H37ZM40 194V195H39ZM38 195L39 196H41V192L39 193ZM76 194V196H80L81 194V196L83 197V193H81L80 195H77ZM160 194V193H159ZM158 194V195H159ZM186 193H184V195H185ZM190 194V193H189ZM205 194H207V193H205ZM249 194V193H248ZM257 194V193H256ZM19 195H20V193H19ZM18 195V196H19ZM25 196H26V194H24ZM29 195V196H30ZM33 195V194H32ZM35 195H36V193H35ZM34 195V196H35ZM45 195V194H44ZM44 195H42V196H44ZM187 195V194H186ZM194 195V194H193ZM210 195V194H209ZM208 194L207 195H204V197L205 196H209ZM221 195V194H220ZM237 195V194H236ZM22 196V195H21ZM20 196V197H21ZM24 196V197H25ZM28 196V195H27ZM26 196V197H27ZM29 196H28V198H29ZM37 196V195H36ZM35 196V197H36ZM48 196V195H47ZM65 197V198H63V197ZM80 196V197H81ZM177 196V195H176ZM179 196V195H178ZM187 196H189V195H187ZM195 196H197L196 194H195ZM232 197H234L233 196V192H232V195H231ZM243 196V195H242ZM245 196H246V194H245ZM249 196V195H248ZM19 197V198H20ZM23 197V198H24ZM25 197V198H26ZM46 196H44V198H45ZM147 197V196H146ZM181 197H184L183 196V194H182V196ZM180 197V198H181ZM199 197V195H198V197L197 198H200ZM212 197H214V196H212ZM216 197V196H215ZM213 198V199H216V198ZM221 197H223V196H221ZM231 197V198H232ZM241 197V196H240ZM239 197V198H240ZM244 197V196H243ZM11 198V197H10ZM15 198H16V196H15ZM31 198H33L32 196L30 197V199ZM38 198V197H37ZM37 198H34V199H32V201L34 200V202H37V204H39L40 202H43V201H41L42 200V198L43 197H41V199H37ZM72 198H73V196H72ZM149 198V197H148ZM161 198V196L159 197V199ZM179 198V197H178ZM188 198H190V197H188ZM187 198V201L188 202H186V199H183L184 200V202H186V203H184V204H187V203H189L190 202V200H191V202H190V204L192 203V198H190V199H188ZM194 198V197H193ZM196 198V197H195ZM217 198H219V197H217ZM231 198L229 199V197H227V199H229L230 200V202H229V200L226 202V203H228V204H230V203H232L233 204V201L231 202ZM234 198H236V197H234ZM233 198V200L235 201V199ZM242 198V197H241ZM85 199V198H84ZM201 199V198H200ZM205 199H207V197L205 198ZM204 199V201H206ZM209 199V198H208ZM223 200H224V198H222ZM225 199H226V197H225ZM19 200V199H18ZM21 200H22V198L20 199V203H22L21 202ZM25 200V199H24ZM147 200V199H146ZM149 200V199H148ZM148 200L146 201V202H148ZM195 200H197V199H195ZM194 200V201H195ZM199 200V199H198ZM197 200V201H198ZM212 199H210L209 201L210 202H212L211 201ZM237 200V199H236ZM246 200H248V199H246ZM262 200H264V199H262ZM31 201V202H32ZM45 201V200H44ZM160 201V200H159ZM181 201V200H180ZM200 201V200H199ZM203 200H201L200 202V205L201 204H203V202H202ZM207 202V203H210V202ZM214 201V200H213ZM217 199L215 200V202H214V204L215 203H217V204H219L218 202L219 201H217ZM241 201H242V199H241ZM240 201V202H241ZM244 201V200H243ZM242 201V202H243ZM257 201V200H256ZM9 202H10V200H9ZM32 203V204H36V203ZM39 202V203H38ZM47 202H44V204L45 203H47ZM50 202V201H49ZM152 202V201H151ZM156 202V201H155ZM171 202V201H170ZM169 202V203H170ZM179 202V201H178ZM224 202V201H223ZM223 202L221 203V204H223ZM237 202H239V200L237 201ZM240 202L239 203H237V204H240ZM248 202H249V200H248ZM254 202V201H253ZM24 203V202H23ZM56 203H53V205L55 204V205H57ZM64 203V204H65ZM82 203H84V201L83 202H81V204ZM144 203V202H143ZM153 203V202H152ZM152 203H150V204H152ZM160 203H162V201H160L159 202V205H162V204H160ZM194 203V202H193ZM193 203H192V205H193ZM205 203V202H204ZM236 203V202H235ZM235 203H234V205H235ZM260 203V202H259ZM15 207H16V205L18 204V202L16 203V201H15ZM29 204H30V201H29ZM49 204V205H48ZM85 204V203H84ZM163 204H165V202L163 201ZM168 204V203H167ZM194 204H197V202L195 201V203ZM206 204V203H205ZM205 204H203V205H205ZM213 204V205H214ZM221 204H220V207H221ZM225 204V203H224ZM232 204H230L231 206H230V208L232 207V210H233V206H232ZM236 204V205H237ZM241 204H243V203H241ZM240 204V205H241ZM245 204V203H244ZM243 204V205H244ZM11 205H12V203H11ZM19 205V204H18ZM21 206H22V204H20ZM47 205H48V208L50 207V203H47ZM53 205H51L52 207L51 208H53ZM54 205V206H55ZM61 205V206H60ZM69 205H71V204H69ZM78 205H80V204H78ZM77 205V207H79ZM141 205V204H140ZM156 205V204H155ZM197 205H199V203L197 204ZM202 205V209L201 210H203V207L205 208V206H203ZM209 204H207V206H208ZM213 205H212V207H211V209L213 210L215 207H213ZM216 205V204H215ZM226 205V204H225ZM225 205H223V206H225ZM239 205V206H240ZM12 206H14V205H12ZM23 206H24V204H23ZM27 206V205H26ZM32 206V205H31ZM73 206V205H72ZM72 206H70V207H72ZM83 206V205H82ZM145 206V205H144ZM153 206V205H152ZM158 206V205H157ZM167 206V205H166ZM166 206H163V207H166ZM182 206V205H181ZM186 206V205H185ZM184 206V207H185ZM206 206V208H208ZM210 206V205H209ZM218 207H219V205H217ZM226 206H228V205H226ZM225 206V207H226ZM244 206H246V204L244 205ZM243 206V207H244ZM18 207V206H17ZM35 207H36V205H35ZM42 207H43V205H42ZM41 207V208H42ZM58 207V208H59ZM74 207H75V205H74ZM80 207H81V205H80ZM79 207V208H80ZM149 207V206H148ZM156 207V206H155ZM175 207V206H174ZM179 207V206H178ZM195 207H197V208H199V207H201V206H193V207H188L189 209L190 208H195ZM217 207V208H218ZM247 207H248V204H247ZM252 207V206H251ZM261 207H264V206H261ZM36 208H38V206L36 207ZM43 208H45V206L43 207ZM48 208H47V210H48ZM62 208H65V206L64 207H62ZM73 208V207H72ZM78 208V209H79ZM141 208V207H140ZM158 208H159V206H158ZM161 208V207H160ZM171 208H173V206L171 207ZM185 208H187V207H185ZM226 208H228V207H226ZM226 208H225V210H222L221 211V209L220 208H218V210L219 211H221L223 214H224V211L226 212L227 210H229L230 208H228L227 210H226ZM240 208V207H239ZM254 208H255V206H254ZM26 209V208H25ZM56 209H57V206H56ZM66 209H69V207H67ZM81 210H82V208H80ZM85 209V208H84ZM84 209H83V211H84ZM157 209V208H156ZM164 209V208H163ZM162 209V210H163ZM174 209V208H173ZM172 209V210H173ZM176 209V211H177V208H175ZM196 209V208H195ZM194 209V210H195ZM222 209H224V208H222ZM235 209V208H234ZM245 209V208H244ZM11 210H13V209H11ZM18 210V209H17ZM20 210H22V209H20ZM30 210H32V209H30ZM29 210V211H30ZM33 210H36V209H34L33 208ZM39 210V209H38ZM38 210H36V212L38 211ZM41 210H43V209H41ZM49 210H52V209H50L49 208ZM48 210V211H49ZM53 210H55V209H53ZM60 211L61 213H62V209L60 210V209H57V211ZM71 210V209H70ZM70 210H68V212L69 213H72V211L74 210H71V212H70ZM80 210V211H81ZM155 210V209H154ZM165 210V209H164ZM169 210V209H168ZM179 210V209H178ZM184 210V209H183ZM194 210H188L187 211V209L185 210V212H183V214L184 213H186V211L187 212H190V211H192L190 214L192 215L193 214V211ZM209 211H210V208L208 209ZM207 210V211H208ZM212 210H211V212H212ZM237 210H238V208H237ZM240 210V209H239ZM238 210V213H240V216H236L238 213H236V210H234V211H231V209H230V211L229 212H234L235 214H229L228 212L226 213V214H229V215H226V216H222L221 215V213L219 214L220 216H221V218H220V220H219V217H218V215L216 216V217H218V219L216 218V219H212V220H218L217 221V224H220V226H224V228L227 230V232L229 233V234H231L232 236H234V237H250V238H252V237H255V231H257V228H254L253 226H255L256 224H255V222L254 221H252L253 219L251 218V216H250V214L248 213V211H246V213H245V210H243V208L241 207V212ZM254 210V209H253ZM10 211V210H9ZM27 211H28V209H27ZM44 211H46V209H44ZM78 211V210H77ZM175 211V210H174ZM182 211V210H181ZM197 211H198V209H197ZM204 211V210H203ZM219 211H216L217 213H219ZM17 212V211H16ZM23 212H25V211H23ZM31 212V211H30ZM33 212V211H32ZM40 212V211H39ZM49 212H51V213H53L52 211H49ZM49 212H47V214H46V212H45V214L46 215H44V216H47L48 215V213ZM60 212H59V214H60ZM86 211H84V213H85ZM159 212V211H158ZM158 212L156 211V215H158ZM165 212H167V211H165ZM169 212V211H168ZM195 213H196V211H194ZM205 212V211H204ZM204 212H202V213H204ZM216 212H212L213 214L214 213H216ZM262 212V211H261ZM12 213H14L15 214V209L13 210V211H11V213H10V218H11V216H13L12 215ZM18 213V212H17ZM16 213V215H18ZM27 212H25V214H26ZM43 213V212H42ZM42 213H41V215H42ZM55 213H58V212H55ZM54 213V214H55ZM64 213H65V209H64ZM68 213V214H69ZM78 213H79V211H78ZM128 213V212H127ZM132 213V212H131ZM161 213V212H160ZM163 213V212H162ZM176 213V212H175ZM179 213V212H178ZM198 213H201V211H200V208H199V212ZM208 213H210V212H208ZM253 213V212H252ZM251 213V214H252ZM8 214H9V212H8ZM23 214V213H22ZM33 214L35 215L36 213H34L33 212ZM40 214V213H39ZM44 214V213H43ZM54 214H52L53 216H54ZM67 214V213H66ZM72 214H73V216H72ZM72 214H70L69 216L71 217H74V214H75V212L74 213H72ZM171 214V213H170ZM177 214V213H176ZM187 214V213H186ZM186 214H184V215H186ZM206 214H207V212H206ZM205 214V215H206ZM212 214V215H213ZM247 214L249 215V216H247ZM258 214V213H257ZM21 215V214H20ZM20 215H19V217H20ZM27 215V214H26ZM30 215V214H29ZM32 216L31 215V217H36V216ZM51 215V216H52ZM58 215V214H57ZM76 215H77V212H76ZM76 215H75V217H76ZM80 215H83V214H81V212H80ZM80 215H78V217L80 216ZM139 215V214H138ZM166 215V214H165ZM172 215V214H171ZM171 215H169V216H171ZM180 215V214H179ZM191 215H190V217H191ZM204 215V214H203ZM207 215H209V214H207ZM206 215V216H207ZM230 215H232V216H234V217H232V216H230ZM256 215V214H255ZM7 216V215H6ZM51 216H49L51 219H52V217ZM85 216V215H84ZM129 216H130V214H129ZM159 216V215H158ZM161 216L162 215H160V218H161ZM188 216V215H187ZM206 216H204V217H206ZM13 217H17V218H15V221H16V219H18L19 217L18 216H13ZM23 217V216H22ZM22 217H20V218H22ZM27 217H29V216H27ZM39 217V216H38ZM42 217V216H41ZM48 217V216H47ZM46 217V218H47ZM58 217V216H57ZM57 217H53L54 219L52 220L53 222H54V220H55V222H57L56 221V219H57ZM62 217H63V213H62ZM125 217V216H124ZM163 217V216H162ZM166 217V216H165ZM164 217V218H165ZM168 217V216H167ZM175 217H177L176 215H174V218ZM180 217V216H179ZM181 217H183V216H181ZM186 217V216H185ZM209 217V216H208ZM212 217V216H211ZM214 218H215V216H213ZM249 217V218H248ZM253 217V216H252ZM256 217V216H255ZM7 218H8V216H7ZM18 219L19 220V222L17 221V222H14V223H16L15 225H18V223H20V221H22L21 219ZM30 218V217H29ZM40 218V217H39ZM45 218V217H44ZM64 218H65V215H64ZM79 218H82V217H79ZM79 218H77V219H79ZM136 218V217H135ZM173 218V219H174ZM192 218H194V216H192ZM257 218H259V220L261 219L260 217H257ZM12 219V218H11ZM35 219V218H34ZM38 219V218H37ZM41 219H43V217L41 218ZM40 219V220H41ZM51 219H49L50 221H51ZM120 219H122V218H120ZM127 219H128V217H127ZM166 220V222H168L167 221V218H165ZM182 219V218H181ZM191 219V218H190ZM195 219V218H194ZM207 219V218H206ZM210 219V218H209ZM8 220H9V218H8ZM28 220V219H27ZM27 220H26V222H27ZM30 220V219H29ZM28 220V222H30ZM48 220V221H49ZM59 220H61V218L59 217ZM66 220V219H65ZM81 220V219H80ZM79 220V221H80ZM125 220V219H124ZM175 220H177V219H175ZM175 220H172L173 222H175ZM178 220H179V218H178ZM177 220V221H178ZM199 220V219H198ZM23 221H24V219H23ZM31 221L33 222V220H32V218H31ZM37 220H35V222H36ZM45 221H47V220H45ZM47 221V222H48ZM49 221V222H50ZM67 221H72L73 222V220H72V218H67ZM76 221V220H75ZM78 221V220H77ZM181 221H183V219L181 220ZM190 221H192V219L190 220ZM202 221V220H201ZM216 221H214V222H216ZM31 222V223H32ZM46 223V224H48L47 225V227L49 226L50 227V225H51V223ZM52 222V223H53ZM123 222H125V221H123ZM179 222H180V220H179ZM211 222V221H210ZM253 223L254 225L252 226V225H250L249 223ZM258 222V221H257ZM22 223V222H21ZM20 223V224H21ZM25 223V222H24ZM34 223V222H33ZM39 223V222H38ZM120 223H122V222H120ZM128 223V222H127ZM169 223V222H168ZM20 224L18 225V227L20 226ZM29 224V223H28ZM35 224V223H34ZM44 224V223H43ZM42 223L40 224V225H43ZM55 224V223H54ZM53 224V225H54ZM71 224H73V223H71ZM70 224V225H71ZM123 224V223H122ZM126 224V223H125ZM170 224H172L171 222H170ZM9 225V224H8ZM37 225V224H36ZM36 225H33V226H35V228L36 227H38V226H36ZM39 225V226H40ZM75 225V224H74ZM76 225H78V224H76ZM94 225V224H93ZM213 225V224H212ZM260 225V224H259ZM27 226H29V225H27ZM32 225L30 224V227H31ZM32 226V229L34 228ZM45 226L46 225H44V227L42 226V229H44L45 228ZM55 227H56V224L54 225ZM53 226V227H54ZM95 226V225H94ZM94 226H93V228H94ZM124 226V225H123ZM127 226V225H126ZM217 226V225H216ZM4 227H6V226H4ZM15 227V226H14ZM25 227H26V225H25ZM47 227L44 229V230H49V229H47ZM48 227V228H49ZM96 227V226H95ZM7 228V227H6ZM11 228V227H10ZM21 228V227H20ZM27 228V227H26ZM41 228V227H40ZM89 228V227H88ZM7 229H9V228H7ZM19 229V228H18ZM30 229V228H29ZM39 229V228H38ZM52 229V228H51ZM51 229H50V231H51ZM119 229H120V226H119ZM130 229V228H129ZM254 229H255V231H254ZM260 229L262 230V229H264V228H262V226L260 227ZM259 229V230H260ZM14 230V229H13ZM26 230V229H25ZM40 230V229H39ZM38 230V231H39ZM84 230H85V228H84ZM92 230V229H91ZM98 230V229H97ZM17 231V230H16ZM20 232H22V228L19 230ZM18 231V232H19ZM27 231V230H26ZM31 231V230H30ZM33 231V230H32ZM34 231H35V229H34ZM47 231H45L44 232V234L46 233L47 234ZM12 232V231H11ZM11 232H9V234L11 233ZM24 232V231H23ZM43 231H41V233H42ZM74 232V231H73ZM86 232H87V230H86ZM90 231L88 230V233H89ZM3 233V232H2ZM1 233V234H2ZM24 233H26V232H24ZM90 233H92V232H90ZM251 233H253V234H251ZM257 233V232H256ZM258 233H260V232H258ZM12 234V233H11ZM17 234V233H16ZM28 234H29V232H28ZM48 234H50V233H48ZM52 234V233H51ZM50 234V235H51ZM76 234H78V233H76ZM83 234H84V232H83ZM3 236H4V234H2ZM24 235V234H23ZM30 235H32V236H34V237H36V239H44V240H46L47 242H48V238L49 237H45V236H43L42 237V235H43V233H42V235L40 234V232H38V233H31V234H29V236ZM249 235H251V236H249ZM261 235V234H260ZM27 236V235H26ZM78 236V235H77ZM262 236H264V235H262ZM12 237V236H11ZM79 237V236H78ZM88 237V236H87ZM3 238V237H2ZM19 238H21V237H19ZM25 237H23V238H21L22 240L24 239ZM31 238V237H30ZM29 238V239H30ZM46 238V239H45ZM259 238V237H258ZM1 239V238H0ZM13 239H14V237H13ZM33 239V238H32ZM81 239H83V238H81ZM9 241H10V239H8ZM12 240V239H11ZM25 240H26V238H25ZM44 240H42V243L44 242V243H47L46 241H44ZM3 241H5V239L3 240ZM3 241H1V242H3ZM13 241V240H12ZM40 241V240H39ZM74 241H75V237H74ZM11 242V241H10ZM88 242V241H87ZM5 243V242H4ZM58 243V242H57ZM64 243V242H63ZM82 243V242H81ZM16 244V243H15ZM12 245H13V243H12ZM88 245H89V242H88ZM0 247H1V245H0ZM40 247V246H39ZM89 247V246H88ZM16 250V249H15ZM1 251V250H0ZM23 252V251H22ZM1 253H2V251H1ZM19 253H20V251H19ZM34 253V252H33ZM38 253H39V251H38ZM95 255V254H94ZM49 257V256H48ZM192 257H195V256H192ZM6 259V258H5ZM41 260V259H40ZM49 260V259H48ZM194 261V260H193ZM78 262H80V261H78ZM188 262H189V260H188ZM190 262H191V260H190ZM5 263H6V261H5ZM195 263H197V260L195 261ZM76 264H77V262H76Z\"/></svg>","mask_w":264,"mask_h":264},{"label":"water","instance_id":"water-1","mask_svg":"<svg viewBox=\"0 0 264 264\" xmlns=\"http://www.w3.org/2000/svg\"><path fill=\"white\" fill-rule=\"evenodd\" d=\"M174 1H166L169 7L168 12H171V3ZM218 1L222 7L216 8V12L210 13L209 6H211L212 0H187L188 3L184 9H186L187 15H185L189 17V20L182 21L185 25L181 29L185 30L187 40L192 42L190 49L193 47V53L198 55V58L195 57L196 61L208 67L207 72L213 78L210 80L211 86H215L214 90L218 91L222 88L218 87L217 80L224 78V73L230 71L231 66L243 77L251 78L250 81L243 79L244 86L242 85V87H236L239 83L236 86L231 83L232 89L228 86L231 90L238 89L239 96L244 99H239V97L232 99L230 96L231 99L214 105L212 108L214 112L211 113L219 120V128H223V131H215V133L221 134L217 136L222 140L224 138L232 140L236 147L242 149L264 138V0ZM238 7L242 10L241 12L236 10ZM200 10L207 15L205 14L206 21L201 19L202 24L204 23L203 28L197 30V13ZM242 12L243 14H241ZM211 15L220 19L223 27L215 24L219 21ZM163 16L167 19L165 14ZM174 25L175 31H171L166 38H169L172 49L176 47L174 39L177 35H181V25L179 26L177 22ZM176 25L179 27L176 28ZM201 34L204 35L203 39L198 37ZM181 44V49L178 52L188 55L187 45ZM187 64L191 66L192 61ZM260 73L259 80L257 77Z\"/></svg>","mask_w":264,"mask_h":264}]
</instances>
